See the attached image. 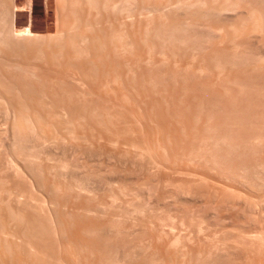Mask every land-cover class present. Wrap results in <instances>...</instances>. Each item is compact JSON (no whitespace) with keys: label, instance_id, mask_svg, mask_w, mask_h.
Returning <instances> with one entry per match:
<instances>
[{"label":"bare ground","instance_id":"bare-ground-1","mask_svg":"<svg viewBox=\"0 0 264 264\" xmlns=\"http://www.w3.org/2000/svg\"><path fill=\"white\" fill-rule=\"evenodd\" d=\"M59 1H60L59 2V8L57 11H60V14L62 17V22H61L62 27L60 29H58L57 35L52 37L51 34L50 35H41V34H38L34 31H32L29 23L23 25L22 30L16 33L18 36H15L13 34L14 32L12 33V31H14L13 30V27H14L13 11L15 9H17L18 6L16 5V3L13 2V0H0V107L4 111V112H2V110H1L0 112L6 114L7 115L6 117H8V114H9L8 112H10V114L12 113L11 115L9 114L12 118L9 116V118H11V120H10L11 124L10 125L8 124V125L11 126V129L13 130V132H11V129H10L11 136H12V133H13V136L12 137L10 136L9 141L7 140L9 142L8 147L11 149V150H9L10 153L7 156V159H5L6 161H4L5 166L1 164V163H3L2 161H0V164L2 166H4L2 168H5V167L10 168V170H11L10 176L14 177L13 180H11V178H10V180H11L10 184L13 182L12 183L13 186H12V184L9 185V183H6V177H8L9 174L6 175V173H7L6 172L5 178L3 175L5 171H8V169L6 168V169L1 171V168H0V172L3 173L2 174L3 178L2 177L0 178V264H126V263L127 264H157V262L159 260L154 258V255L152 253L154 250L151 251L153 256H151V255L145 256L144 253H146V252H144V250H142L143 252L141 253V260L138 261L137 259L140 257L137 258V256H139L140 254L137 255L134 252L135 246L132 248V246L128 245L127 247H131L129 249L126 247V245H127L126 242L129 241L128 237H130L132 234L130 232H134V231H132L131 227L127 226L125 228L123 226V223L128 222V220L126 222H124L125 220L120 221L123 218L117 219V217L119 215L115 218H114V216H111L109 218V220L105 219L107 221L100 220V217L102 218V215L105 213V210H106V212H108L107 208H110L109 210H111V208L113 206L111 204L114 201L113 196H117L119 194V192H120V194H122V193L127 194V191H125L126 188H124V192H123V187L121 186L122 184L119 183L121 185H118L115 188V192H114V190H113L114 185L113 184L116 183L115 182L116 179L114 180L115 177L112 175V177H114V178H112V177L109 178L111 176V174H107V175H109L108 177L106 175L107 178H104L105 176L102 177V174L99 173L100 170L96 171L98 167L95 169L94 165H96V164L93 162H96V160L94 158L95 156L98 157L104 153H106V155L108 154L107 155L108 157H112L115 154L116 157L118 156L119 158L126 160L127 163L129 162L130 164L135 163V161L140 160L142 162L140 167L142 166V169L144 170L143 172L146 173V174H143V172H142V175L147 176V174L149 173L148 171L153 170L152 168H155V170H156L157 164L160 165V163H162V161H165L166 159L162 160V158L164 157L163 151H162L163 153L160 151L162 155L158 154V152H156L159 156L160 155L163 156L160 159L157 156H155V157H157L158 159L152 158L154 156L149 157L151 160L153 159L152 162H151V160L145 161L144 156L148 157L151 154L150 153L148 155L147 152H148V150L150 152V150H151L150 147H154V146L158 145V143L156 141H160V145L161 146L163 145V147H164V149H163V147H162V149L165 150V148H166L165 146L167 145V143H169L168 142L169 138L171 139V137H169V136H175V137H173L175 140L174 142H176L174 144L176 145L175 146L177 148L176 150L179 149V152L174 151L173 147H171L173 149V151L177 152V153L175 154L174 152L170 151L169 153L170 154L172 153V154H171V157L169 156L170 159H168V161L172 160V158H173L172 155L175 157L177 154L179 155V153L184 148H186V149L188 148V151H187V153H185V156L181 155V154H180L181 156H179L182 159H184L183 161L186 160V162H187V160H188L189 162H191L192 160L194 161L196 159H201L202 161L200 160V162L205 163L206 165L209 163V168L211 166L212 169H214V167L217 168L219 164L223 163V164H225V167L222 165L223 167H220V169H219L220 172L216 169L220 173V175H222V177H225V178H230V180L232 179V180H235L236 182L238 181L242 185V187H240V188H243V186H244V188L246 187L247 190L249 189L248 191H250L249 193L244 192L245 195H240L239 199L241 201H243L241 204V202L239 200L240 204L244 206L243 203H246L245 205H247L250 210L251 209L255 210L254 208H257L256 206H258L261 203V201H262V204H264L263 194L261 195L258 192L264 187V161L262 164L259 162L257 163L256 159L250 160L248 158L249 156H247V159L246 158H244V159L240 158L241 156L243 158L244 153H246L245 150H248V148L253 150V147H251V146L258 143V142H256L257 139L261 138L262 141L264 140L263 139L264 134L263 135L261 134V136H258V135H256L258 133L255 132V130H257V128H258L257 123L263 121V123H261V124L262 125L264 124V112H258V109L260 110V107L263 108L264 105H262V103L264 101L262 102V101H259L257 99L258 98L257 96H259L258 93L260 92V91H258V88L260 86H259V84L255 83L259 79L260 76L262 77V75H259V77H257L258 79H256L253 76L254 73L257 76L259 71H262V72L264 71V51H263L264 48L261 47V48H263V50H262L263 53L261 50H259L260 52H257L255 55H253L254 56V62L252 65L248 64L246 61H244L246 63L245 65L242 64L241 62H239L243 58V56L245 54H247L248 51H251V46H250L252 43V42H250L251 39H253V38L255 39L256 36L259 35V38H261V42L264 44V0H250L249 3L247 2L248 4H246L244 2L246 5L245 4L243 5V2H242L243 0L241 2H240V0H231V1L230 0H207L206 5H203V4H205L203 2L195 4L191 0H184V1L174 0V2L172 3L173 4L172 7L174 6V8H176V10H177V11L174 10V12L176 11L178 13L180 11L179 13H181L182 10L187 12V15H186L187 18H184L185 16L182 15L183 19H185V22H186L185 23L183 21L184 25L182 24L183 22H181L183 19L176 20V17H175V20H176V22L178 21L177 23L175 21H173L174 18H173V20H172V18H170V20H172L171 22H173V23H171V22L168 23V21H170V20H168L167 17L170 14V12L172 13V10L171 9H170L171 11L169 10V8L171 6V5H169V3L173 0H169V2H168V0H164V2L167 1L166 5L163 2V0H160V1L158 0L159 3L156 2V6H155V1H153V3H152L151 0H147V1H150L151 3L146 2V0H137V3H136V0L135 1H132V0H98V1L97 0H59ZM131 1L133 3H135L136 5L138 4L139 1H141V2H139V4H141V5L138 4L139 8L135 6L136 9L138 8L136 10V12L138 11V13H137L138 16L140 14H143L145 16V18H143L141 16L143 18L142 20L139 21V22H141V25L139 22H137V24L135 23L134 24L135 26L132 25L134 22L132 23L133 20H132L131 12H133L135 10L134 9L135 7H131L130 6L131 4L129 5V2H131ZM144 1L147 3V4L145 3L146 5L144 4L145 6L142 5L144 3ZM195 1H198V0H195ZM198 2H200V1H198ZM133 3H132V6L134 5ZM148 3H150L151 6H152V4H154L153 6H155V7L147 6ZM157 3H158V5H157ZM167 3L169 5V8L167 7L168 6ZM240 3L243 7H246L245 10L244 9L243 10H237L238 7L240 6ZM197 4H200L201 6L202 5L203 6L198 7V6H196ZM242 6L240 8H243ZM130 8H133V9H130ZM165 9L169 10L170 12L169 11L166 12L167 10L165 11ZM130 10H132V11H130ZM183 11H182V13H183ZM237 11H238L237 15L239 14L238 16H241V17L238 19V16L236 14H234L236 17V19H234L235 17L233 15V13H235ZM153 12L155 14L152 15ZM163 12L166 15V18L168 20V21L166 20L167 22L165 21L166 18H165V15L163 14ZM177 13H174V16ZM154 15H156L157 17ZM226 15H231L233 17L234 21L228 22V23H221V22H226V21L222 20V18L226 17ZM58 16H60V15H58ZM151 16H152V18H151ZM153 16L156 18L153 19ZM163 16H164V18L162 19ZM169 17H170V15H169ZM150 18L154 20L152 24H154L156 22L155 25L156 24L158 25L156 30L153 29L154 32L152 31V29H149V28H154V27H152L153 25L150 24L151 27L148 25L150 22V20H149ZM208 18H210V19L208 20ZM155 19H158V20L155 21ZM177 19H178V17H177ZM211 19L212 20L214 19V21H211L212 23L210 26L208 25L209 23L206 24L208 28L205 27V28H207V30L205 32L210 31L211 33L210 32L209 33L211 35L209 33L202 32L205 29L202 30L201 26H200L201 29L199 28L200 30H202L201 31L203 33V35L201 33L202 36H204V33L208 34L209 36H212V37L216 36V37H214V39H212L210 37L213 40V42L212 43L208 42V43H209V46H212V47H210L212 49L209 50V48H208L209 52L207 54L206 53L204 54L203 53L204 51L202 52V49L203 48L205 49V47L200 48V51H201L200 52L199 49H197V48H199L197 46H200V44L199 45L197 44V46L195 47L196 43L194 41H193L194 44L191 42L192 45L188 43V41H189L188 35L190 33L192 35V33H193V32L188 31V29L193 28V27L197 26L198 24H200V25L202 24V27H203L205 25V21L208 20L207 22H210ZM136 20H139V19H136ZM219 20H221V22ZM236 20L238 21V23L237 22L235 23ZM142 22H143V24H142ZM138 23L140 26L138 25ZM209 28H211V30ZM149 30H151L153 33L150 32ZM200 30L197 29L196 34H198V31H200ZM187 31L189 32L188 35L186 33ZM150 34H151V37H150ZM194 34H195V32H194ZM201 38L202 37H199L200 40H201ZM199 39H197V43L199 42L198 41ZM206 39L208 40V38H206ZM257 39H258V37H257ZM202 40L205 41L204 39H202ZM209 41H210V39H209ZM130 42H131V44H130ZM135 45H137L140 49L139 54H138V51H137V53L135 52V54L131 51V46L133 47ZM166 45H168L167 46L168 50L171 53H173V51H175V50L178 52H179V50H182V51L183 50L184 51L190 50L189 52L191 54H190L189 59L184 64L181 61V63H182L181 67L179 66L180 63L178 64L179 69L176 70V72H178V74L175 73V70H174L175 66L177 68L175 61H174L173 66L171 65L172 62L169 63L170 64L169 67L172 66L173 67L172 69L174 71H169V72L167 71L168 73L159 74V73H161L160 69H162L163 63H165L166 62L165 60L168 59V58L166 59L168 52H167V55H165L166 57L163 54L166 51V50H164V48H166ZM23 47H25V49H27L26 51L30 50L28 52L29 55H27V57H26V55H24V58H26L25 61H24V59H22L23 55L22 56L20 55V51L22 50V52H23V49H22ZM201 47H202V45H201ZM153 48H157V49H155V52H154L155 55H154V53L151 52V50H153ZM18 49H20V51ZM25 49H24V51H25ZM196 49L199 53H202V54H200V56H198L200 58H198L199 59L198 61L196 60L197 63H195L196 64L195 65L193 63L194 62L193 59L194 58L196 59V56L198 55V54L196 55V53H198L195 51ZM17 50L19 51L18 57L15 56V55H17L16 54L18 52ZM176 51L174 53H176ZM3 53L5 56H3ZM174 53H173V55H175ZM177 55H179V53ZM7 56H9V57H7ZM14 56H15V58L20 59V62L23 60L24 61L23 64L19 63L18 62L19 60L16 63H15V61H10L14 58ZM169 56H172V55H170V53H169L168 57ZM3 57H5L7 61L4 60ZM183 57H186V56L183 55ZM245 57H246V55H245ZM154 59H156V60H154ZM169 59H171V58H169ZM178 59H179V56H178ZM173 60H176V59H173ZM32 61H34V62H32ZM29 62H32V63H29ZM35 62L36 63L41 62V63L34 64ZM201 62H206V65H201ZM220 62L225 63L226 66H230V68L232 66H235L234 65L235 63H239L241 66L242 65L243 66L241 69L239 68L238 71L235 70L238 68H235L234 69L235 71L242 72L241 74H243L245 71H247L250 74L253 73V75L249 74V80H251V77L253 76V81L255 80V82L253 83L251 80L252 85H250L251 83L249 84V82L247 83L249 86H251V88H248L249 95L247 97L243 96V93H244L243 90L245 89V87H249L248 85L246 86V84L244 82L245 80H247L248 75L246 73H244L247 75V76L245 75V77H247V78L244 77L245 80L240 79V81H242V82H240L239 80L236 81L237 78H236V80H234V79L229 80L228 79L229 75L225 73V75H228V76L225 77L223 75L224 78H222L223 76L221 77L223 80L222 81L220 78V74L222 75L223 73H222V69L220 67ZM150 63L153 64V65H151V67L154 66V70L156 68V72H159L156 74V72L154 71L156 74L154 82H158V84H157L158 86L162 84V82L159 83L160 81H163L164 79H167V78L171 80V78L173 79V78L180 75L181 76L180 78H181V80L183 79V81H184L183 83L185 85L184 86L183 83H181L182 86L190 90V88L187 86L191 85V83H190V81H187V80H190L193 78L196 79V77L200 78L199 77L200 75L199 76H197V75L200 74L202 71H204V69L208 70V72L212 71L211 73L213 75H211V77L214 76L216 78L215 80H218L217 78H219V80H221V81L218 80V82L216 81V83L220 82L219 83L220 86L215 85L214 88H216V86L217 87L219 86V87L217 89H214L213 86H211L212 84L208 85L210 79L209 80L207 79L208 83H207V80L204 83H201L200 81L197 83L192 81L195 84V85L194 84H192V85L195 87L197 85L199 87V84L200 85L204 84V87L203 86L202 87L206 90H204V92H203V89L201 90L200 87H199V89L205 94H200V95H202L203 97H206V95L208 94V97L204 98V99H202L203 97H197L198 102H197V100L195 101L193 99L194 103L197 102L195 104L193 103L192 100H190L194 105L193 106L194 109L192 107L193 111L189 112V113H187L186 109H187V107H190V109H191L192 103L190 101L187 102L188 105L190 104V106H188L186 104L187 107H185L184 104L186 102H183V97L180 95L177 98L178 99L180 97L182 98V99L181 98L180 99L182 100L181 102L183 103V105L181 104V102L179 100L178 101L176 100L177 98H175V99H172V97L169 98L170 100H174V101L176 100V102L173 101V103L171 105L170 100L167 99V101L163 102V98L160 97L162 99V102H160L161 100H159L160 99L159 96H158V98L155 97V99L159 100V104L157 105L158 107L156 106L155 108H158V111L161 115L159 113H157L158 111H156L155 108H153V110L156 112V115L159 114V116H161L160 119H164L163 122L161 121L160 125H156L155 123L157 122L158 116H155V117L153 116L154 111H152V107H154V105L151 106V104L154 103V101L153 102L151 101L152 102L151 104L145 103L147 100H150V99H148L149 95L153 94V96H154L155 90L153 91L154 93H152V94L149 93V95H148V92H151L152 89L149 91V86L147 88V85L149 83L145 84L147 82L146 81L147 77L145 79V77H144L145 75L142 76L143 74H146V76H147L148 74L153 73L151 68L149 70L148 64H150ZM192 63L195 66L192 65ZM166 64L167 63H165V65ZM247 64L250 65L249 68H247L248 67ZM134 66H137L138 68H140L141 71H139L137 73V71L139 70V69H137L136 72L135 71L132 72V70H134L132 68H135ZM245 66H247V67H245ZM235 67H237V66H235ZM35 68H37V69L39 68L38 70L40 72L35 73L36 72V71H34ZM163 68L167 69L168 67L164 66ZM245 68H247V69H245ZM158 69H159V71H158ZM170 69H171V67H170ZM149 71H151V73H149ZM227 71H230V70H227ZM133 73L136 75L140 73V75H138L139 79H137V77L135 79V82H136V80H138L137 81L138 84L140 83V87L138 84H136L139 87V88L135 87L136 92L140 91L143 93V91H141V90H143L142 86H143L144 82H145L144 85L146 87L143 86V88L148 89V92L144 89V91H146V93H147L146 94L144 92L145 93L144 95H146V99H147V100L145 99L146 101L145 100L143 101L144 95L141 96V98H140V99H142L143 102L138 98V100L141 101L139 103V101L136 98V100L138 101V104H139L138 107L142 108L144 106V108H142V110L138 108V110H140V111H137V108H135L138 105L137 101L133 102L135 105L131 104L132 107L129 105L132 102L127 101L128 99L134 101L133 95L131 96V94H133L134 90L132 92L128 93V90L133 86H131L130 88H127V90H125V88H122L123 86L122 87L119 86V83L121 84V82H119L118 79H120V81H122V85H124V87L130 86L128 84L130 82L133 83L134 78L131 81H129L128 83L126 81H123V80L124 79L130 80L133 76H135ZM232 73H234V72H232ZM236 74H234V75H236ZM152 75H151V77L154 78V76H152ZM21 76H23V79H21ZM33 76H35L36 79H34ZM120 76H122L121 78L124 77V79L121 80ZM236 76H239V75H236ZM242 76L243 75H241V78H243ZM263 77H264V75H263ZM263 77L261 78L262 82H263ZM178 78H176V80H178ZM34 80H36V81H34ZM170 80H167V81L170 82ZM181 80H178V82L180 83ZM152 81L153 80L149 81V78H148V82L151 83ZM164 81L166 82V80H164ZM203 81H205V79H203L202 82ZM213 81H214V79L212 80V82ZM165 82H163V85L167 84ZM171 82H173V80H171ZM260 82L261 81L258 80V83H260ZM117 83H118V87L116 86ZM126 83L128 86L125 85ZM141 83H142V86H141ZM181 84H179V85H181ZM206 84L208 87L205 86ZM132 85H135V83ZM171 85L173 86L174 84L171 83ZM171 85H169V87ZM261 85H262V83H261ZM156 86L155 85L153 86L151 84V87H156ZM164 86H163V88L165 89ZM179 87H181V86H179ZM179 87L176 89L179 90ZM195 87H193L195 89V91L199 90L198 87H197V89ZM118 88L119 89L122 88L121 89L122 91L124 89L125 91H127L128 94H130V96L127 94L128 97H126L127 95L124 97L125 99L128 98V99H126V106L131 107V108L129 107L126 109L129 111V115H125L127 113V111H125V109H124L125 114L123 113V110L119 111L121 109L120 107L125 106V105L122 106V102H124L123 100H125V99H123V97H120L121 94L119 95V97H120V99L122 98V100L117 101L118 103H120V101H122L120 103L121 106H119V107L116 106L118 103H116L115 97L118 96L117 95L118 94ZM137 89H139V90H137ZM168 89L166 88L165 90L168 91ZM187 89H185V90H187ZM191 89H192V87H191ZM194 89H192V91H194ZM157 90L159 91V89H157ZM182 90L180 91V93L185 91V90H183V91ZM161 91H164V90L162 89L159 92H161ZM169 91H170V89H169ZM205 91H207V93ZM245 91H247V88ZM6 92L9 93V96H6ZM124 92H122V95ZM140 92H138V93H140ZM157 92H156V94H157ZM175 92L177 93V91H175ZM175 92H171V93L173 94ZM186 92L189 93L191 91H186ZM186 92H184V95L188 94ZM200 92H197L198 94L192 92L193 93L192 96H194V94H196L198 96ZM138 93H135V94L138 95ZM160 94H158V95H160ZM163 94H165V93H163ZM163 94H162V97H164ZM169 94H170V92L167 93V95H169ZM254 94H256V97L252 98V97H254L253 96ZM137 95H135V97H137ZM140 95H142V94L140 93ZM140 95H139V97H140ZM147 95H148V98H147ZM177 95L178 94H176V96ZM188 95H190V93ZM196 95H195V97H196ZM250 95L252 96L251 98H249ZM153 96H151V97L154 98ZM155 96H157V95H155ZM130 97L131 98L133 97V99H131ZM199 98H201V100H202L201 102H206V101L209 102V107L207 106L208 107L207 108L206 106H204V105H207L208 103L201 104ZM218 98L220 99V101L218 100ZM100 99L103 100L104 102L101 101L102 104H99L100 102L98 104H96ZM187 99H189V97ZM205 99H208L209 101L205 100ZM151 100H153V99H151ZM203 100H205V101H203ZM185 101H186V99H185ZM221 101H223V103ZM127 102H128V104H127ZM156 102H158V101H156ZM142 103H144V104L141 106ZM259 103H261L262 106L255 108V106L259 105ZM168 104H170L171 107H169L170 105H168ZM148 105H150L149 108L145 107ZM155 105H156V103H155ZM93 106H97V107L98 106H104L103 110L107 109L105 111V115H104L103 111H102L103 114L100 113L101 114L100 116H102V117H100V120H97L96 116H94V114H96V112L99 110L96 111V109L93 108ZM117 108H118L119 112L116 111ZM123 108H126V107H123ZM203 108H205V109H203ZM143 109H144V112H143ZM222 110H223V114H221ZM261 110H263V109H261ZM141 111H142V113H140ZM106 112H108V113H106ZM120 112H121V115L123 117H121ZM150 112H153V113H150ZM185 112L190 115V116H188L190 118H188L186 116V114H184ZM84 114H85V117H87V115H88V117L90 118V121H88L89 123H85L87 121L82 120V117L84 116ZM124 115H125V118L131 115L130 116L131 118L129 119V117H128L125 120ZM67 116H70V117L68 118ZM117 116L120 118L118 119ZM182 116L187 117V118L185 117V119L187 120L186 121L187 123L186 122L184 123V121L182 120L183 119ZM215 116L218 120L214 123H211V119H213V117H215ZM65 117L68 119L66 120ZM162 117H164V118H162ZM41 118H43V119L40 120ZM200 118H201V121H200L201 123L199 124L198 122H199ZM5 119H6V121L8 120V118H5ZM98 119H99V117H98ZM120 119H122V120H120ZM134 121H135V123H137V125L139 124V125H142L143 127L145 126L144 128L148 129V132H147V130L143 129L141 126V128L146 131V135L144 136L145 139L146 138L149 139V137H150L149 141L152 143V145L150 144V147H149V144L146 142L147 140L143 139V143H142V138H144V137L141 135L142 133L141 134L139 133L140 131L138 133L141 135L142 138H140V135L139 136L137 135L138 136V138H137L136 131H137V128L140 126H137L136 131H135L134 127L136 126V124L135 125L133 124ZM88 126H90V127H88ZM96 127H98V128H96ZM184 127L189 128V130L186 128L187 129L186 132H188L189 135H187L186 133H183L185 131V130L182 131L183 129H185ZM239 127H241V128H239ZM252 127H255V128H252ZM260 127H261V125L259 126L258 129H260ZM197 128H198V130H195V133H194V131L192 132L193 129H197ZM263 128H264V125H263L262 129ZM92 129H95V130L92 131ZM7 130H9V129L7 128ZM138 130H140V129H138ZM32 132H33V134H31ZM190 132L192 133L191 135H190ZM240 132L242 134L244 133V135H246L247 138H245V139L243 138L244 140H242V137H241L240 141L243 143H242L241 151L238 152L236 149L240 148L241 144H238L240 141L238 142V139L236 140V138H238V137H236L235 134H238L237 136H239ZM257 132H258V130H257ZM259 132H264V131H262L260 129ZM242 134H240V136ZM244 135H242V136H244ZM184 136H186V139H184ZM234 137H236L235 140L238 143L235 142ZM103 139H104V141H103ZM239 139H240V137H239ZM144 140L147 143L146 145L144 143ZM185 140H187L186 143H184L185 145L181 144V142L182 141L185 142ZM261 140H257V141L261 142ZM260 142L257 145L259 147H260L259 144H261ZM235 143H237V144H235ZM6 144L7 143H5L4 145L7 147ZM117 144H119L120 146ZM186 144H187V146H186ZM63 146L65 148L67 146H72V147L76 148L75 152L78 151V154H80V155L83 154V156L85 155L84 157H86L87 160H85V161H87V163H84V162L83 163L86 164L87 166L89 163V169L91 166H93L92 167L93 169H91V171L89 170V174L87 173V175H86L85 172H87L88 171L87 170L84 173L83 172L81 173L79 171L80 174H82V175L84 174L83 176H80L78 174V172H77V175H75V172H73L74 170H72L75 167H73L72 169L70 168L71 170L67 169V167L71 166V165L68 164L69 162H67L65 164L66 161L63 160L64 159L63 157H65V156H61V155L59 156V154H58L59 157L56 156L57 155L56 153H58L57 151H59V153L62 155L64 154V152L66 150L64 151L63 149H61V148H63ZM145 146L149 147V149ZM257 146H254V149ZM46 147L51 148V151H50V148L48 150V151H50V153L47 152ZM72 147H69V148H71V151H72ZM114 147L117 149H115ZM158 147H159V145L156 148H158ZM168 148H170V145L169 146L167 145L166 149H168ZM180 148H182V149H180ZM260 148L264 151L263 146ZM158 149L162 150L161 148H158ZM256 149L254 150L255 152L258 151L259 148L257 150ZM52 150L55 153H52L53 152ZM115 150H117V151H115ZM101 151H102V153H101ZM153 151H154V149H153ZM156 151H157V149H156ZM183 151H185V149ZM236 151H237L236 155H238L239 161L238 162L235 161L236 164L234 163L235 165L232 166L233 169L231 170L227 166V164H228V162H230L229 159H231L232 155H234L233 157H234V159H236L235 154H234ZM165 153H166V151H165ZM165 153H164V155H165ZM259 153H261V150H259ZM259 153H257V154H259ZM151 155H153V154H151ZM154 155H155V153H154ZM258 156H260V155H258ZM263 156H264V154H263ZM263 156L261 154V157H263ZM124 157H127V158H124ZM179 157H176V158H179ZM233 157H232V159H233ZM244 157H246V156L244 155ZM54 159H55V161L53 162ZM89 159H91L90 162H88ZM111 159L112 158H110V160H109V158L107 159V157H106V160H107L106 162L111 161ZM141 159H144V161L147 162V164H149V165L146 166V164ZM115 160H118V159H115ZM206 160H208V161H206ZM240 160H242V161H240ZM244 160L247 161V163L245 162L246 164H244V162H243ZM71 161H74V159ZM232 161L234 162V160H232ZM118 162H120V161H117V163ZM179 162H181V160H179ZM186 162H184V163H186ZM233 162H232V164H233ZM172 163L175 164L174 161ZM202 163H200V164H202ZM114 164L115 163H113V165ZM128 164H127V166H130V164L129 165ZM135 164H137V163H135ZM163 164L164 163H162V165ZM102 165L103 164H101V166ZM105 165L107 166V164H105ZM122 165H123V167H125L124 164H122ZM131 165H133V164H131ZM229 165L231 166V164H229ZM120 166H121V164H120ZM84 167L85 166L82 165L81 170H82V168L84 170L85 169ZM136 167H138V166H135L134 168H136ZM158 167H160V166H158ZM78 168H80V167H78ZM78 168L76 169V171L78 170ZM99 168H101V167H99ZM102 168H104V167H102ZM113 168H114V166H113ZM132 168H133V166H132ZM134 168H133V170L137 169V168L136 169H134ZM165 168H167V167H165ZM206 168H207V166H206ZM221 168H222V170H221ZM116 169L117 170L114 169L115 172L118 171V168H116ZM104 170H106V169H104ZM110 170L113 171V169H110ZM128 170L130 171V168ZM133 170H131V172H134ZM158 170L162 171L161 169H158ZM71 171H72V173H69ZM124 171H126V170H124ZM138 171H140V169ZM207 171H210V170L207 169ZM152 173H153V171H152ZM152 173L151 172L149 173V175H148L149 178L151 176L150 174H152ZM133 174H135V173H132V175ZM209 174H211V173L209 172ZM138 175H139V173H138ZM0 176H1V174H0ZM24 176H26V177H24ZM137 176H136V179H137ZM124 177H125V175H124ZM140 177H141V175H140ZM160 178H162V177H160ZM2 179H5V180H2ZM96 179L99 180L100 182L103 181L104 186L107 188V190L110 191V193H109V191H108V193L111 195L106 194L107 196L110 197L109 201L107 200L108 201L107 203L103 204L104 200L102 201V203H99V202L97 203V198L95 197V194H96V191L99 187L97 186L98 184L96 185V182L94 181ZM133 179H134V177H133ZM145 179H146V177H145ZM119 180H117V183ZM140 180H142V178ZM146 180L144 182H147ZM188 181H186V184ZM235 181H234V183L232 181V184H233L232 186L235 185V183H236ZM100 182H99V184L101 185L100 187H102L103 186L101 184L102 182L101 183ZM127 182H128V180H127ZM149 182H150V180H149ZM202 182L203 181H201V185L204 188H207L208 187L206 184L207 182H205L206 186L204 184H202ZM228 182H229V180H228ZM125 184H126V182H125ZM192 184L193 183H191V186H192ZM212 184H213V182H212ZM144 185H145V183H143V186ZM156 185H158V183ZM208 185H210V184L208 183ZM143 186H142V188H143ZM176 186H177V184H176ZM181 186H183V185L181 184ZM185 186H183V187H185ZM202 186H200V187H202ZM133 187H130L131 188L130 191L133 189ZM136 187H134V188H136ZM179 187H180V185H179ZM197 187H199V186H197ZM215 187H216V185H215ZM238 187H236V188H238ZM195 188H196V186H195ZM195 188H194V190H195ZM204 188H203L204 192L203 191H201V192H203V193L206 192L205 194H207V190L205 191ZM244 188L241 190H245ZM128 189H129V187H128ZM139 189L140 188H138L137 191H140ZM165 189H167V187ZM168 189H169V186H168ZM170 189H171V186H170ZM190 189H193V188L190 187ZM190 189L186 188L185 190H182V188H181V190H182L181 191L179 188L178 190H180V191H178V192H181V194H182L185 191V194L183 196H185V195L188 196V195H190V193L192 191ZM241 190H239V188L237 189V191L242 192ZM173 191H174V189H173ZM105 192H106V190H105ZM178 192H177V195H178ZM192 192L194 193V191H192ZM234 192H236V191H234ZM240 192H238V193H240ZM262 192L264 193V188H263ZM104 193H102V194L104 195ZM168 193H170V192H168ZM203 193H201V194L203 195ZM208 193L210 194L211 192L209 191ZM251 193L254 195L257 193V194L261 195L262 197H260L258 195L260 198L253 199V198H255V196H257V194L255 196H253V198H252ZM128 194H130L129 191H128ZM134 194L138 195L137 193H134ZM171 194H173V193H171ZM171 194H170V196L174 195V194L173 195H171ZM230 194H231V192H230ZM240 194H242V193H240ZM215 195H217V194H215ZM223 195L224 196H222V197L226 198V195L228 196L229 193H227L226 195L225 194H223ZM99 196L101 197V195H99ZM139 196L140 195H138L137 197H139ZM180 196H182V195H180ZM94 197L96 198V200L93 201V203H92V199H94ZM194 197H195V195H194ZM139 198H141V197H139ZM171 198H175V197H171ZM183 198H185V197H183ZM105 199H107V198H105ZM162 199H160V201ZM175 199L179 200L180 197L177 198V196H176ZM175 199H172V200H174L173 203L176 202ZM206 199H208V198H206ZM227 199L228 198H226L225 200H227ZM234 200L232 199V203ZM236 201H238V200H236ZM236 201L234 204H236ZM158 202L159 201H157V203ZM165 202L166 201H164L162 203H164V204L168 203V202H166V203ZM179 203H180V201H179ZM68 204L70 205L69 206L70 208L67 206V208H69V209H66L65 206ZM131 204H133V203H131ZM138 204H139V202H138ZM176 204H177V202H176ZM240 204H238V205H240ZM162 206H163V204H162ZM162 206H161V209L163 208ZM247 206L245 208H248ZM137 207H135L136 210H137ZM140 207H141V205H140ZM150 208H152V207H150ZM113 209H114V207H113ZM135 209H132V210L134 211ZM141 209H143V211H141V212H144V208H142V207L138 210L140 211ZM154 209H155V207H154ZM169 209H171V208H169ZM174 209H176V208H174ZM132 210H130L128 214H130V212ZM157 210H158V208H157ZM118 211H120V210H117V213H118ZM123 212H125V210H123ZM149 212L151 213V211H149ZM161 212H164V211H161ZM168 212H167V215H168ZM250 212H252V211H250ZM253 212L255 213L256 211H253ZM260 212H262V211H260ZM260 212L258 210V213H260ZM131 213L133 214V212H131ZM146 213H147V211H146ZM128 214H122V215H124V217L126 215V217H127ZM159 214H160V217H156L157 218V226L160 229V231L157 232L158 233L157 236H160L159 233L161 234V232L165 229L164 226L166 227V229L168 227L169 230L170 229L172 230V228L175 227V225L173 224L174 220L171 221L170 216H166V217H170V218H168V219H170V221L166 219L165 220L166 222H165V221H163L164 217H165V216L163 217L164 214H162V213H159ZM159 214H158V216H159ZM261 214L260 215L263 216L264 213H261ZM154 215H155V213H154ZM257 215H255V216H257ZM105 216H106V214H105ZM146 216H147V214H146ZM213 216H215V215H213ZM140 217H141V215H140ZM240 217H239V219H240ZM258 217H259V215H258ZM262 218L264 219V216L261 217V219ZM199 219H201V218H199ZM144 220H145V218H144ZM196 221H197V219H196ZM200 221H202V220H200ZM215 221H217V220H215ZM237 221H239V220H237ZM178 222H181V221H178ZM254 222H257V221H254ZM263 222H261V223H263ZM194 223H196V222H194ZM220 223H222V222H220ZM239 223L240 222H238L236 224L238 225ZM242 223H244V222H242ZM261 223H259V225ZM120 224H122L124 229L122 226L120 228V226H119ZM135 224H136V222H135ZM181 224L182 223H180V225ZM201 224H202V222L201 223L198 222V224H195V229H193V230H195V232H194L195 236L199 233H201L203 235L204 232L206 234L207 230L206 231H204V230L207 228L208 225L206 223L207 226L205 225L206 228H204L203 227L204 222L202 224L203 226ZM236 224H234V225L237 227V232L238 231H240V232L246 231L245 229L241 230L240 224L238 225L239 227ZM249 224H251V223L249 222ZM256 224H258V223H256ZM234 225H232V223H231L232 227ZM259 225H257V226L255 225V226L258 227V229H259L261 226H264V223H263V225H260V227H259ZM193 226L194 225H192V227ZM243 226H245V225L243 224ZM243 226H242V228H244ZM246 226H247V224H246ZM250 226H252V225H249V227ZM253 226H254V223H253ZM216 227H218V226H216ZM256 227H254V228L252 227V230L253 229H254V231L257 230ZM239 228H240V230H239ZM209 229H210V227H209ZM233 229H235V228H233ZM221 230H226V229H221ZM221 230L219 232H221ZM252 230H251V232H252ZM262 230H263V227H262ZM150 231H151V229H150ZM235 231H236V229L234 231H231V232L232 233L234 232L236 237H235L234 233L232 234L230 232L233 235L232 237H235V238L234 239L232 238L230 240L231 235H229L230 237L226 236L227 238H229L227 240H230L232 242H235L234 240H236V243L239 242L238 245H242V243L247 242V244H249V246L251 247L250 249L254 248L251 251V252H253L252 255H254V253H255L254 250H256L260 254L263 253L262 256L260 255V257H262V258L260 260H258L257 258H258L259 254H256L257 256L254 255V256H256V257H254L251 255V252H250L249 255H251L252 258L257 259L256 260L257 262L255 264H262V263L264 264V262H263V260H264V235H261L262 231H260L261 232L260 233L258 230V232L260 234H257V235H261V236H256V238H254V239L248 238L250 236L249 234H251V232H249V230H247V232H249L248 233L249 236L242 235L241 233H239V232L237 233ZM254 231L252 232L253 235L255 233ZM163 232H162V235L164 236ZM219 232H216V233H219ZM226 232H227V230H226ZM247 232H245L244 234H246ZM171 233H173V232L171 231ZM213 233L214 232L212 231V234ZM230 233H226V234H230ZM117 234H122V236L121 235L118 236ZM123 234L125 236H123ZM126 234H128V236H126ZM187 234H188V232H187ZM187 234L184 236H187ZM215 234H214V237L211 236L212 237L211 241H213V239L216 237L217 234L216 235ZM115 235H117L118 237H120V236L124 237V238H122L123 241H122V239H120L121 237L119 238V240L117 238L116 241L114 239L115 242H117V240L120 242L122 241L120 244L123 243L126 245L124 246L123 244L122 245L118 244V242L117 243L113 242L112 240H113V237ZM155 235H156V232H155ZM149 236L151 237V235H149ZM189 236H190V234H188L187 237H189ZM111 237H112V239H111ZM152 237L155 238L154 235ZM181 237L184 238V240L186 239V241L188 239L187 237L186 238L183 236H181ZM181 237L178 238L177 234H175V235L173 234V236H171V238H168L169 239V242L167 241L168 243L165 241L166 245H165L164 240H167V239H164V237H163V239H164V240L162 239L163 243H164L163 246L165 245L164 246L165 248L163 246L162 247L165 249V251L168 252V250L170 248H171L170 250L173 249L172 251L168 252V255H167L168 258L165 257L166 259H170L169 257L174 255L173 253H175V250L182 251L181 248L183 249V247H182L183 243H181V242L184 240H182ZM206 237H207V235H206ZM226 237L223 236L221 238V236H220L218 238H221V239H219V240L216 239V240H218L216 242L222 243V245H224V247H222V248L217 246L216 242H215L216 244L215 243L213 244L214 246H211L212 244H210V246L208 245L207 248L213 247V249H214L213 253L214 254L211 253V251H212L211 248H210V251L206 248L208 250V252H206L205 254H203L201 256V254H202L201 251L202 250L206 251V249H202L201 251L200 250L198 251V249H197V254L194 251L193 252L195 254L192 252L195 255V257L193 256V259H195V260L192 259L193 261H191V260L189 261V259H188V261H187L185 258L188 257L189 253H187V255H186L187 257H185L186 252H184V251H186V250H184V251H182L184 253L180 254L181 256H179V257H181V261H179L180 259L179 260L175 259L176 255L174 257H171V258H173L174 261H178V263H176V264H222L224 262L222 260V257L224 255L221 256V260L223 262H220V260L216 261L217 258L215 259V256L217 254H220L218 252L219 248L222 249V252H223V250L225 251V252H223L224 254L227 253L228 255L231 256L230 253H232L231 257H235L234 256L235 252H233V251L230 252V250H228V249H230L229 247H231L233 244L231 242L227 241ZM252 237H255V236H252ZM190 238H192V237H190ZM195 238L197 240L198 237H195ZM208 238L210 239L209 236H208ZM236 238L239 240L237 241ZM157 239H158V237H157ZM157 239L155 241H158ZM159 239H161V238H159ZM240 239H243V241L241 240L242 241L241 243H240ZM152 240L154 241L153 238H152ZM152 240H150V241H152ZM124 241H125V243H124ZM200 241H201L200 243H202L204 245V242H202V241H205V240L201 239ZM226 241L229 242L231 244V246ZM158 242H161V241L159 240ZM200 243H199V241L197 243V244H199V248L201 245ZM206 243L209 244L208 242H206ZM113 244H115L114 246L120 245L122 247V249H120L121 247L118 246V247H120L119 248L120 250H123V247H124V250L118 251V248L116 250V247L114 248ZM160 244H162V243H160ZM184 244H186V242ZM189 244H190V242L188 243V246L186 244V246L188 247L187 249H189V246L191 245V244L190 245ZM194 244H196V241L194 242ZM247 244L243 245V247H244L243 250L245 249ZM137 245H138V243H137ZM150 245H152V243ZM157 245H159V244H157ZM153 246H154V248L158 247V246H155V244ZM192 246H194L193 243H192ZM192 246H190V249L187 250V252L192 251V249H191ZM233 246H236V245H233ZM163 248H161V245H159L158 250L155 249L156 251H154V254H156L155 252L160 251V252H162L160 255L164 254L163 256H166L165 255L166 252L165 253L163 252ZM194 248H195V246L193 247V249ZM196 248H198V245H196ZM233 248H235V247H233ZM237 249H234V251H236ZM241 249H242V247L240 248V250ZM248 249L249 248L247 246L246 250H248ZM194 250H196V249H194ZM243 250H241V254L244 253ZM205 251H203V252H205ZM238 252H236V254H238ZM246 252L247 251H245L244 254L247 257L248 254H246ZM92 255L95 256L94 259L93 258L91 259V257H93ZM163 256H161V257H163ZM230 256H228L227 258L231 259ZM239 256H238V258L240 260L241 257H239ZM179 257H177V258H179ZM246 257H245V259H248V257L247 258ZM165 258H163V259H165ZM225 258H226V256L223 257V259H225ZM249 258H250V256H249ZM252 258L250 260H252ZM242 259H244V258H242ZM245 259L241 260V261H245ZM232 260H233V258H232ZM235 260H237V258ZM162 261L164 262V260H162ZM174 261H171V259H170V261H167L164 264H175ZM231 261H230V263H231ZM234 261H232V264ZM254 261H250V262H254ZM160 262L158 264H160ZM237 262H239L238 264L244 263V262L240 263V261H238V260H237ZM223 264H226V263L224 262ZM228 264H229V260H228ZM246 264H248V263H246Z\"/></svg>","mask_w":264,"mask_h":264},{"label":"rangeland","instance_id":"rangeland-1","mask_svg":"<svg viewBox=\"0 0 264 264\" xmlns=\"http://www.w3.org/2000/svg\"><path fill=\"white\" fill-rule=\"evenodd\" d=\"M97 1H98V0H97ZM132 1H135V0H132ZM132 1L129 2V5L131 4V5H130L131 7H135V6H136V7L139 8V5H141V4H139V2H141V1L138 2V4H139V5L137 4L138 6H137L135 3H133ZM151 1H152V3H153V1H155V6H156V2L159 3L160 0H159V1H158V0H157V1H156V0H151ZM180 1H181V0H180ZM182 1H184V0H182ZM191 1L194 2L195 4H196V3H201V2H203V3H205V4H203V3H202V4H203V5H206V3H207V2H206L207 0H202V1H201V0H198V1H200V2L195 1V0H191ZM230 1H231V0H230ZM241 1H242V0H240V2H241ZM249 1H250V0H243V1H242V2H243V5H244L245 3L248 4ZM13 2L16 3V5L18 6L17 9H15V10L13 11V24H14L13 30H14V31H12V33L14 32L13 34H14L15 36H18L16 33L22 30V26H23V25L28 24V23H29L30 28H31L32 31H34V32H36V33H38V34H41V35H50V34H51L52 37L56 36V35H57V32H58V29H60V28L62 27V23H61V22H62V17H61L60 11H57L58 8H59V2H60L59 0H13ZM146 2H150V1H147V0H146ZM146 2L144 1V3H143L142 5L145 6V5L147 4ZM163 2H164V0H163ZM166 2H167V1L164 2L165 5H166ZM168 2H169V0H168ZM173 2H174V0L171 1V2L169 3V5H171L170 8H169V5H168V3H167V5H168L167 7L169 8V10H170V9L172 10V13H173V14L170 12L171 10L169 11V10L165 9V11L167 10L166 12H168V11L170 12V14L168 13V14L170 15V17H169V15H168V17H167L168 20H170V18H172V20H173V18H174L173 21L176 22V20L183 19V16H185L184 18H187V17H186L187 12H185V11H183V10H182L183 13H182V11H181V13H179V12H180L179 10H178V11H179L178 13L176 12V11H177L176 8H174V6L172 7V5H173L172 3H173ZM244 2H245V3H244ZM247 2H248V3H247ZM132 3L134 4L133 6H132ZM136 3H137V0H136ZM145 3H146V4H145ZM150 3H151V2H150ZM150 3H148L147 6L152 7L154 4H152V6H151ZM158 3H157V5H158ZM144 4H145V5H144ZM246 4H245V5H246ZM203 5H202V6H203ZM155 6H153V7H155ZM196 6H198V7L200 6V7H202L200 4H197ZM241 6H242V5H241V3H240V6L238 7L237 10H243V9L245 10V9H246V7H243V6H242L243 8H240ZM136 7L134 8L135 10H134L133 12H131L132 20H133L132 23L134 22V23L132 24L133 26H135V25H134L135 23L137 24V22H139L140 20H142L143 18H145V16H144L143 14H140V15L138 16V14H137L138 11L136 12V10H137L138 8L136 9ZM140 7H141V6H140ZM141 8H142V7H141ZM141 8H140V9H141ZM239 8H240V9H239ZM130 9H133V8H130ZM174 10H176V11L174 12ZM180 10H181V9H180ZM184 10H185V9H184ZM130 11H132V10H130ZM152 11H153V10H152ZM165 11H164V12H165ZM58 12H59V13H58ZM139 12H140V11H139ZM164 12H163V14L165 15L166 12H165V13H164ZM184 12H185V13H184ZM174 13H177V14H175V16H174ZM237 13H238V11L235 12V13H233V15H234V14L237 15ZM153 14H155V13L153 12L152 15H153ZM156 14H157V13H156ZM166 14H167V13H166ZM171 14H172V15H171ZM178 14H179V15H178ZM58 15H60V16H58ZM182 15H183V16H182ZM238 15H239V14H238ZM238 15H237V16H238ZM141 16H142L143 18H142ZM154 16H156V15H154ZM154 16H153V19L157 17V16H156V17H154ZM175 17H176V20H175ZM177 17H178V19H177ZM234 17H235V15H234ZM240 17H241V16H238V19H239ZM133 18H134L135 20H134ZM151 18H152V16H151ZM151 18L149 19L150 22H149L148 25H149L150 27H151V25H153L152 27H154V28H149V29H152V31L154 32V30H156V28L158 27V25H157V24H156L157 26L155 25L156 22H155L154 24H152L154 20L151 19ZM163 18H164V16L162 17V19H163ZM165 18H166V15H165ZM167 18L165 19V21L167 20ZM210 18H211V17H210ZM210 18H208V20H209ZM136 19H139V20H136ZM234 19H236V17H235ZM234 19H233V17H232L231 15H226V17L222 18V20H223V21H226V22H221V20H219V21H220L221 23H228V22H232V21H234ZM238 19H237V20H238ZM156 20H158V19H155V21H156ZM160 20H161V19H160ZM168 20H167V21H168ZM172 20L168 21V23H170ZM208 20H207V21H208ZM237 20L235 21V23H236V22L238 23L239 20H238V21H237ZM135 21H136V22H135ZM162 21H163V20H162ZM162 21H161V22H162ZM167 21H166V22H167ZM183 21L185 22V19H183L181 22H183ZM207 21H205V25L209 23L208 25L210 26L211 23H212L211 21H214V19H213V20L211 19L210 22H207ZM143 22H144V21H143ZM143 22H142V24H143ZM175 22H174V23H175ZM177 22H178V21H177ZM177 22H176V23H177ZM184 22L182 23L183 25H184ZM216 22H217V21H216ZM220 22H219V23H220ZM139 23H140V25H141V22H139ZM139 23H138V25H139ZM171 23H173V22H171ZM185 23H186V22H185ZM150 24H151V25H150ZM182 24H181V25H182ZM138 25H137V26H138ZM140 25H139V26H140ZM205 25L203 26L204 28L202 27V24H201V25L198 24L197 26L188 29V31L193 32V33H192L193 36L191 35V33L189 34L188 31H187L186 33H187V35L189 34V35H188V36H189V37H188V38H189L188 43L192 45V43L194 44V42H195V43H196V44H195V47L197 46V44H198V45L200 44V46H197V47H199V48H197V49H199V51H200V48L205 47V49H204V48L202 49V52L204 51L203 53H204V54H205V53L207 54V53L209 52V50L212 49V48H210V47H212V46H209V43H208V42H211V43H212V42H213L212 39H214V37H216V36H213V37H212V36H209L208 34H205V33H209V32H210V31L205 32V31L207 30V28H208L207 25H206V26H205ZM137 26H136V27H137ZM139 26H138V27H139ZM200 26H201L202 30H203V29H205V30H204V31L200 30V29H201ZM205 27H207V28H205ZM199 28H200V29H199ZM153 29H154V30H153ZM192 29H193V30H192ZM197 29L200 30V31H198V34H196V33H197V32H196ZM209 29L211 30V28H209ZM209 29H208V30H209ZM40 30H41V31H40ZM194 30H195V31H194ZM149 31L152 32L151 30H149ZM201 31H202V32H205V33H204V36H202L203 33H202ZM153 32H152V33H153ZM194 32H195V34H194ZM201 33H202V35H201ZM210 33H211V32H210ZM210 33H209V34H210ZM212 34H213V33H212ZM187 35H186V36H187ZM206 35H207L208 37H207ZM210 35H211V34H210ZM191 36H192V37H191ZM205 36H206V37H205ZM129 37H130V36H129ZM150 37H151V34H150ZM150 37H149V38H150ZM190 37H191V38H190ZM199 37H202L201 40L199 39ZM204 37H205V38H204ZM210 37H211L212 39H211ZM257 37H258L259 40L257 39ZM206 38H208V40H207ZM129 39H130V38H129ZM132 39H133V38H132ZM197 39H199L198 41H199L200 43H199V42L197 43ZM202 39H204L205 41H203ZM209 39H210V41H209ZM256 39H257V40H256ZM130 40H131V39H130ZM130 40H129V41H130ZM193 41H194V42H193ZM131 42H132V41H131ZM131 42H130V44H131ZM191 42H192V43H191ZM250 42H252L251 45H250V46H251V51H248L247 54H245L246 57H245V55H244L243 58L239 61V62H241V63L244 64V65L246 64L244 61H246L248 64L252 65L253 62H254V56H253V55H255L257 52H260L259 50L262 51L263 48H264V44L261 42V38H259V35L256 36L255 39H254V38L251 39ZM211 43H210V44H211ZM201 45H202V47H201ZM167 46H168V45H166V48H164V50H166V51H165L163 54H164V56H165V55H167V52H168V55H169V53H170V55H172V56H169V57H168V55H167V57H166V56H165V57H166V59H167V58H168V59L171 58L172 60H171V59H169V60L167 59V60H165L166 62L164 61V62L167 63V64L165 65V63H163L162 69H160V70H161V71H160L161 73L156 72V68H155V70H154V66H152L153 68L151 67V65H153V64L150 63V64H148V65H149V70H150V68H151V70H152V72H153L154 74L151 73V71H149V73H151V74H148L147 76H146V74H143V75H142V76L145 75V76H144L145 79H146V77H147V79H146L147 82H146V83L144 82V83H145V84H148V83L150 84V85H149V84L147 85V88H148V86H149V91L152 89L151 92H148V89H147V88H143V86H145L144 83H143V86H142V83H141V86H142V89H143V90H141V91H143V93L140 92V91H137V92H136V88H135V87L139 88V87H140V83L138 84V82H137L138 80H136V82H135V79H136V77H137V79H139L138 75H140V73L137 74V75L133 73L135 76H133L130 80H128V79L125 80L124 77L121 78L122 76H120L121 80L124 79L123 81H126L127 83H128L129 81H131V80L134 78V80H133L134 82H133V83L130 82V83L128 84V85H130V86H128L127 83L125 84V85H127L128 87H124V85H122V81H120V79H118L119 82H121V84L119 83V86H120V87L123 86L122 88H125V90H127V88H130L131 86H133V87L130 88L131 90H130V89L128 90V93H129V92H132L133 90L135 91V92L133 91V94H131V96L133 95V97H134V101H133V100H129L128 98H126V99H128V100H127L128 102H132V103L129 104L131 107H132V105H135L133 102H136V101L138 100V98L140 99L141 96H143V95L146 93V91L148 92V95H149V93H150V94L154 93V92H153L154 90H155L154 96H153V94H152V95H149V98H148V95H147V98L150 99V100H147V99H146V95L143 96V101L146 99L147 101L145 100V101H146L145 103H147V104H149V103L151 104V103L154 101V103L151 104V106L154 105V107H152V111H154L153 108H155V107L159 104V100H161L160 102H162V99H161V98H163V102H164V101H167V99L170 100L169 98H171V97H172V99H175V98L179 97V95L183 97V102H186L184 105H185V107H187V106H186V104L188 105L187 102H189L190 100H192L193 103H194V100H195V101L197 100V102H198V98H197V97H203V96L200 95V94H205V93H203V92H204V90H206V89L203 88V87H204V84L200 85V84L198 83L200 89H201V90L203 89V92H202V91L199 89V87H198L197 84H196V85H197L196 87L192 85V84H194L193 82H196V83H197V82L200 81L201 83H204V82H206L207 79H208V80L210 79V80H209V83H208V80H207L208 85H211V84H212L211 86H213V88H214L215 85H219L220 82H219V83H216V81L218 82L219 78H217L218 80H215L216 78H215L214 76L211 77V75H213V74L211 73L212 71L208 72V70L204 69V71L206 70L205 72L202 71L200 74L197 75V76L200 75L199 77H200L201 79L198 78V77H196L197 80H196L195 78L190 79V80H187V81H190V83H191V85H188V86H187V87L190 88V90L182 86L181 83H183L184 81H183V79L181 80V78H180L181 76H180V75L177 76V77H175V78H173V79L171 78V80H173V82H171V80L168 79V78H167V79H164V80H166V82H165L164 80H163V81H160L159 83L162 82V84L158 86V85H157L158 82H154V81H155V75H156L157 73H159V74H164V73H168L169 71H174V70H175V73L178 74V72H176V70L179 69V68H178V64L180 63L179 66L181 67V66H182L181 64H182V63L184 64V63L189 59L190 54H191V53L189 52L190 50H189V51H188V50H185V51H184V50H183V51H182V50H179V52L175 50L176 53H174L175 51H173V53L175 54V55H173V53H171V52L168 50V47H167ZM261 47H263V48H261ZM208 48H209V50H208ZM22 49H23V52H22V50L20 51V49H18V50L20 51V55H21V56L23 55V58H22V59H24V61H25L26 58H24V55H26V57H27V55H29L28 52H29L30 50L28 49L29 51H26L27 49H25V47H23ZM24 49H25V51H24ZM155 49H157V48H153V50H151V52L154 53V52H155ZM197 49L195 50L196 52H198ZM18 50H17V51H18ZM170 50H171V49H170ZM17 51H16V52H17ZM19 51L16 53L17 55H15V56L18 57V55H19V54H18ZM131 51H132L134 54H135V52L137 53V51H138V54L140 53V49H139V47H138L137 45H135V46H133V47L131 46ZM180 51H181V52H180ZM263 51H264V50H263ZM263 51H262V53H263ZM188 52H189V53H188ZM200 52H201V51H200ZM152 53H151V54H152ZM178 53H179V55H177ZM180 54H181V55H180ZM197 54H198V55H197ZM200 54H202V53H199V52L196 53V55H197V56L195 55V56H196V59L194 58V59H193L194 62L192 61L194 64L197 63L196 60H197V61L199 60L198 58H200V57H198V56H200ZM152 55H153V54H152ZM154 55H155V53H154ZM183 55L186 56V57H183ZM247 55H248V56H247ZM3 56H5L4 53H3ZM15 56H14V58L12 57L13 59L10 60V61H15V63H16V62L19 60L18 62L23 64L24 61L22 60V61L20 62V59L15 58ZM178 56H179V59H178ZM249 56H250V57H249ZM7 57H9V56H7ZM157 57H158V56H157ZM173 57H174V58H173ZM182 57H183V58H182ZM3 58H4V60H6L5 57H3ZM20 58H21V57H20ZM247 58H248V59H247ZM173 59H176V60H173ZM182 59H183L184 61H183ZM154 60H156V59H154ZM6 61H7V60H6ZM121 61H122V60H121ZM167 61H168V62H167ZM174 61H175V64L177 65V68H176V66L174 65L175 67H174V70H173V69H172V68H173L172 66H173V64H174ZM177 61H178V62H177ZM179 61H180V62H179ZM181 61H182V63H181ZM32 62H34V61H32ZM32 62H29V63H32ZM170 62H172V63H171L172 66H170L171 69H170V67H169V65H170L169 63H170ZM29 63H28V64H29ZM38 63H41V62H38ZM38 63L35 62L34 64H38ZM193 63H192V65H194ZM25 64H26V63H25ZM34 64H33V65H34ZM238 64H239V63H235L234 65L237 66V67L232 66V67L230 68V66H226L225 63L220 62V67H221V69H222V73H223L222 75L220 74V78H221L223 75H224L225 77H227V76L229 75V76H228V79H229V80H230V79H231V80H233V79L236 80V78H237L236 81H238V80L240 81V79H244V80H245V78H247V77H245V75L247 74V75H248V78H247V80L244 81L245 84H246V86H247V85H248L247 83L249 82V84H250V83H251V80H252L253 83L255 82V80L253 81V76H254L256 79H258L257 77H259V75H262V77H263V75H264V71H263V72H262V71H259L260 73L258 72V75H257V76L255 75V73H254V75H253V73L250 74V73H248L247 71L244 72V73H246V74H244V73L241 74L242 72H237V71L239 70V68L241 69L243 65L241 66L240 64H239V65H238ZM248 64H247V65H248ZM167 65H168V66H167ZM195 65H196V64H195ZM195 65H194V66H195ZM201 65H206V62H201ZM250 65H248V67H247V66H245V67L249 68ZM35 66H36V65H35ZM39 66H40V65H39ZM164 66H166V67H168V68H167V69H166V68H163ZM223 66H224V67H223ZM121 67H122V66H121ZM134 67H135V68H132V69H134V70H132V72H134V71L136 72L137 69H139V70L137 71V73H138L139 71H141V69L138 68L137 66H134ZM225 68H226V69H225ZM235 68H238V69H235ZM247 68H245V69H247ZM38 69H39V68H38ZM38 69L35 68V70H34V71H36L35 73H37V72L39 73V72H40ZM164 69H165V70H164ZM223 69H224V70H223ZM234 69L237 70V71H235ZM40 70H41V69H40ZM225 70H226V71H225ZM227 70H230V71H227ZM154 71L156 72V74H155ZM158 71H159V69H158ZM167 71H168V72H167ZM206 72H207V73H206ZM232 72H234V73H232ZM235 72H236L237 74H236ZM261 72H262V73H261ZM204 73H205V74H204ZM225 73L228 74V75H225ZM238 73H239V74H238ZM152 74H153V75H152ZM179 74H180V73H179ZM209 74H210V75H209ZM230 74H231V75H230ZM232 74H233V75H234V74L239 75L240 77H239V76H236V75L233 76ZM249 74H250V75H253L252 77L250 76V77H251V80H249ZM151 75L154 76V78L151 77ZM241 75H243V76H242L243 78H241ZM247 75H246V76H247ZM206 76H207L208 78H207ZM224 76H223L222 78H224ZM235 76H236V77H235ZM33 77H34V79H36L35 76H33ZM144 77H143V78H144ZM150 77H151L152 79H151ZM178 77H179V78H178ZM202 77H203V78H202ZM213 77H214V78H213ZM244 77H245V78H244ZM262 77L260 76L259 79H258V80L261 81L260 83H258V80H257L255 83H256V84H259V86H260V87L258 88V91H260V92H259L260 94L258 93L259 96H257V97H258L257 99H258L259 101H262V102H263V101H264V100H263V99H264V85H263V84H264V83H263V82H264V77H263V82H262V80H261ZM148 78H149V81H150V80H153V81H152L151 83L148 82ZM163 78H164V77H163ZM176 78H178V80H181L182 82L180 81V83H179L178 80H176ZM222 78H221V80H222ZM255 78H254V79H255ZM21 79H23V76H21ZM174 79H175V80H174ZM194 79H195V80H194ZM198 79H199V80H198ZM203 79H205V81L202 82ZM213 79H214V81L212 82ZM167 80H170V82L167 81ZM221 80H219V81H221ZM34 81H36V80H34ZM38 81H39V80H38ZM174 81H175V82H174ZM187 81H186V82H187ZM192 81H193V82H192ZM210 81H211V82H210ZM222 81H223V80H222ZM163 82H165V83H167V84H164V85H165V86H164V85H163ZM168 82H169V83H168ZM240 82H242V81H240ZM244 82H243V83H244ZM134 83H135V85H132V84H134ZM153 83H154V84H153ZM171 83H173L174 85L172 86ZM178 83L181 84V85H179ZM261 83H262L263 86L261 85ZM123 84H124V83H123ZM136 84H138L139 87H138V85H136ZM151 84H152L153 86H154V85H155V86L157 85V86H156V87H151ZM221 84H222V83H221ZM224 84H225V83H224ZM162 85L165 87V89H166V88H167V89L169 88L170 91H169V89H168V91L165 90V89L163 88ZM169 85H171V86L169 87ZM175 85H176V86H175ZM183 85H184V83H183ZM194 85H195V84H194ZM243 85H244V84H243ZM250 85H252V83H251ZM116 86L118 87V83H117ZM179 86H181V87H179ZM184 86H185V85H184ZM190 86L192 87V89H194L193 87H195L196 89H197V87H198L199 90L195 91V89H194V91H192V89H191ZM202 86H203V87H202ZM205 86H207V84H206ZM211 86H210V87H211ZM219 86H220V85H219ZM219 86H218V87H219ZM244 86H245V85H244ZM248 86H249V85H248ZM120 87H119V88H120ZM145 87H146V86H145ZM160 87H161V88H160ZM178 87H179V90L176 89V88H178ZM182 87H183V88H182ZM201 87H202V88H201ZM207 87H208V86H207ZM218 87L216 86V88H214V89H217ZM119 88H118V94H117L118 96L115 97V98H116V103H118L117 101L122 100V98L120 99V97H123V99H125L124 97L128 94L127 91H125L124 89H123V91H122V90H121L122 88H121V89H119ZM132 88H133V89H132ZM181 88H182L183 90L187 89V90H185L184 92H186V91H191V92H189L190 95H188V94H189L188 92H186V93H188V94H185V95H184V92L180 93V91L182 90ZM246 88H247V91H245ZM248 88H251V86H249V87H245V89L243 90V92H244V93H243V96H245V97H247V96L249 95V90H248ZM144 89H145L146 91H144ZM157 89H159V91L163 89L164 91L159 92ZM171 89H172V90H171ZM180 89H181V90H180ZM260 89H261V90H260ZM137 90H139V89H137ZM174 90L177 91V93H176ZM183 90H182V91H183ZM121 91H122V92L125 91V92L123 93V95H122V92H121ZM157 91H158V92H157ZM200 91H201L202 93H201ZM7 92H8V91H7ZM7 92H6V96H9V93H7ZM138 92H140L142 95H140V93H138ZM144 92H145V93H144ZM156 92H157V94H156ZM162 92L165 93V94H163ZM169 92H170V94L167 95V93H169ZM171 92H175V93L172 94ZM192 92H193V93H196V94H198L197 92H200V93H199L198 96H197L196 94H194V96H192V94H193ZM205 92L207 93V91H205ZM135 93H138V95L135 94ZM160 93H161V94H160ZM120 94H121V95H120ZM146 94H147V93H146ZM158 94H160L161 96L158 95ZM162 94H163L164 97H165V96H166V97H165V98L162 97ZM176 94H178V95L176 96ZM182 94H183V95H182ZM119 95H120V97H119ZM128 95L130 96V94H128ZM128 95H127L126 97H128ZM135 95H137V97H135ZM139 95H140V97H139ZM155 95H157V96H155ZM187 95H188V96H187ZM195 95H196V97H195ZM151 96H153L154 98H152ZM158 96H159V98H160V97H161V98H160L159 100H158V99H155V97L158 98ZM175 96H176V97H175ZM204 96H205V95H204ZM253 96H254V97H252V96L250 95L249 98H251V97H252V98H255V97H256V94H254ZM133 97H132V98L130 97V98L133 99ZM150 97H151V98H150ZM188 97H189V99H187ZM207 97H208V94L206 95V97H203L202 99L207 98ZM118 98H119V99H118ZM136 98H137V100H136ZM180 98H181V97H180ZM180 98H179V99L177 98L176 100H177V101L179 100V101L181 102V101H182V100H181L182 98H181V99H180ZM184 98L186 99V101H185ZM126 99L123 100L125 103L122 102V101H120V103L122 102V106L125 105V106H123V107H126V108L120 107L121 109L119 108V109H120L119 111H122V110H123V113H124V114H125V111H127V113H126L125 115H129V111L126 110V109L129 108L130 106H126ZM151 99H153V100H151ZM154 99H155V100H154ZM193 99H194V100H193ZM97 100H98V99H97ZM140 100L142 101V99H140ZM140 100H138L139 103L141 102ZM176 100H175V101H174V100H170L171 105H172L173 101L176 102ZM199 100H200V102L202 101L201 98H199ZM205 100H208V99H205ZM205 100H203V101H205ZM218 100L220 101L219 98H218ZM218 100H217V101H218ZM258 100H257V101H258ZM101 101L104 102L103 100L100 99L96 104H98L99 102H100L99 104H102ZM138 101H137V104H138ZM143 101H142V102H143ZM151 101H152V102H151ZM156 101H158V102H156ZM208 101H209V100H208ZM128 102H127V104H128ZM190 102H191V101H190ZM197 102H195V103H197ZM221 102L223 103V101H221ZM120 103H118L119 105L117 104L116 106H118V107L121 106ZM155 103H156V105H155ZM165 103H166V102H165ZM191 103H192V102H191ZM193 103H192L191 109H190V107H187V109L189 110V111H188V110L186 109L187 113L193 111V109H194V107H193V106H194ZM195 103H194V104H195ZM203 103H204V104L208 103L207 105H204V106H206V107L208 106V107H209V102H207V101H206V102H201V104H203ZM131 104H132V105H131ZM143 104H144V103H142L141 106H142ZM181 104L183 105L182 102H181ZM168 105H170V104H168ZM171 105H170L169 107H171ZM222 105H223V104H222ZM262 105H264V102L262 103ZM262 105H261V103H259V105H258V106H255V108H258V107H260V106H262ZM138 106H139V104L135 107V108H137V111H140V110H138V108L141 109V110H142V108H144V106H143L142 108H141V107H138ZM149 106H150V105L145 106V107H148V108H149ZM188 106H190V104H189ZM204 106H203V107H204ZM103 107H104V106H98V107H97V106H93V108H95L96 111L99 110V111H97V112L95 111L96 114H94V116H96V119H97V120H100V117H102V116H100V115H101L100 113H102V111H103V113H104V115H105V111H106L107 109H106V110H103ZM131 107H130V108H131ZM133 107H134V106H133ZM157 107H158V106H157ZM192 107H193V109H192ZM208 107H207V108H208ZM122 108H123V109H122ZM148 108H147V109H148ZM207 108H206V109H207ZM124 109H125V111H124ZM155 109H156V111H158V108H155ZM203 109H205V108H203ZM224 109H225V108H224ZM261 109H263V110H261ZM1 110H2V112H4L3 109L0 107V111H1ZM116 111H118V108H117ZM119 111H118V112H119ZM2 112H0V139H1V140H0V146H1V147H0V161H2L3 163H1V164L4 165V163H5L4 161H6L5 159H7V156H8L9 153H10L9 150H11V149L8 147V143H9L8 141H9V139H10L11 132H13V130L11 129V126H9V125L11 124V121H10V120H11L12 117H11L10 115H11L12 113L10 114V112H8L10 115L8 114V117H6L7 115L4 114V113H2ZM143 112H144V109H143ZM221 112H222L221 114H223V110H222ZM258 112H264V106H263V108L260 107V110L258 109ZM98 113H99V114H98ZM103 113H102V114H103ZM106 113H108V112H106ZM140 113H142V111H141ZM150 113H153V112H150ZM157 113H159V111H158ZM187 113L185 112L184 114H186L187 117L190 116V115L187 114ZM153 114H154V115H153L154 117H155V116H158V117H157L158 119L156 118V119H157V122H156V123L154 122V123H155L156 125H160V124H161V121L163 122L164 119H160V117H161V116H159L160 113H159L158 115H156V112L154 111ZM2 115H3V116H2ZM67 115H68V114H67ZM86 115H87V114H86ZM120 115H121V112H120ZM125 115H124V119H125V120H126L128 117H129V119L131 118V117H130L131 115L125 118ZM160 115H161V114H160ZM9 116H10L11 118H9ZM186 116H184V117L182 116V118H183L182 120L184 121V123L187 121V120L185 119ZM67 117L69 118L70 116H67ZM84 117H85V114H84V116L82 117V120L87 121V122H85V123H89L88 121H90V118L88 117V115H87L88 118H87V117L84 118ZM98 117H99V119H98ZM121 117H123V116L121 115ZM187 117H186V118H187ZM5 118H8V120L6 121ZM68 118L65 117L66 120H67ZM80 118H81V117H80ZM117 118L119 119L120 117L117 116ZM162 118H164V117H162ZM188 118H190V117H188ZM42 119H43V118H41L40 120H42ZM184 119H185V120H184ZM120 120H122V119H120ZM217 120H218V119H217L216 116H215V117H213V119H211V123H214V122H216ZM5 121H6V122H5ZM200 121H201V118L199 119V122H198L199 124L201 123ZM7 122H8V123H7ZM186 123H187V122H186ZM198 123H197V124H198ZM261 123H263V121L257 123L258 125H257V124H256V125H257L258 128H259V126L261 125L260 129H261L262 131H264V128L262 129V127H263L264 124L262 125ZM8 124H9V125H8ZM133 124H134V125L136 124V126L134 127V128H135V131H136V127H137V126H140V127L137 128L136 136H137V135L139 136V135L142 133L141 135L144 137V136L146 135V131H145V130H147V132H148V129L144 128L145 126L143 127L142 125H139V124L137 125V123H135V121H134ZM199 124H198V125H199ZM198 125H197V126H198ZM256 125H255V126H256ZM141 126H142V128L145 129V130H143V129L141 128ZM88 127H90V126H88ZM7 128H8L9 130H7ZM96 128H98V127H96ZM134 128H133V129H134ZM184 128H185V127H184ZM186 128H187V127H186ZM186 128H185V129L182 128V129H183L182 131L185 130L183 133H186L187 135H189V133L186 132L187 129L189 130V128H187V129H186ZM239 128H241V127H239ZM252 128H255V127H252ZM258 128H257L258 132H257V130H255V132L258 133V134H256V135H258V136H261V134L263 135L264 132H259L260 129H258ZM10 129H11V132H10ZM138 129H140V130H138ZM6 130H7V131H6ZM94 130H95V129H92V131H94ZM141 130H142V131H141ZM195 130H198V128H197V129H193L192 132L194 131V133H195ZM139 131H140V132H139ZM9 132H10V133H9ZM138 132H139L140 134H139ZM196 132H197V131H196ZM134 133H135V132H134ZM31 134H33V132H32ZM147 134H148V133H147ZM191 134H192V133L190 132V135H191ZM198 134H199V133H198ZM240 134H242V133L240 132V133H239V136H237L238 134H235V136L238 137V138L234 137V140H235V138H236V140L238 139V142H239V141L241 140V137H242V140H244L245 138H247V136L244 135V133H243L242 135H244L245 137L242 136V135L240 136ZM134 135H135V134H134ZM141 135H140V138H142ZM187 135H186V136H187ZM12 136H13V133H12ZM12 136H11V137H12ZM138 136H137V138H138ZM186 136H184V139H186ZM169 137H171V139H172V138L175 137V136H169ZM169 137H168V138H169ZM188 137H189V136H188ZM239 137H240V139H239ZM243 138H244V139H243ZM143 139H145V137L142 138V143H143ZM171 139L169 138V141H168L169 143H167V145H168V146L170 145V148L173 147L174 151L179 152V149L176 150L177 148L175 147L176 145L174 144V143H176V142H174V141H175L174 138H173L172 140H171ZM263 139H264V137H263ZM7 140H8V141H7ZM145 140H147L146 142L149 144V147H150V144L152 145V143L149 141V140H150V137H149V139L146 138ZM145 140H144V143H145V145H146L147 143L145 142ZM236 140H235V142H237ZM257 140H261V138H260V139H257ZM257 140H256V142L259 143L260 141H257ZM1 141H2L4 144L7 143V144H6L7 147H6ZM6 141H7V142H6ZM103 141H104V139H103ZM148 141H149V142H148ZM186 141H187V140H185V142L182 141L181 144L186 143ZM263 141H264V140H263ZM263 141L261 140V142H260L261 144H259V145H260V147L263 146V148H264V142H263ZM156 142H157L158 145H159L158 148H161V149H162L163 145H162V146L160 145V141H156ZM238 142H237V143H238ZM256 142H255V143H256ZM170 143H171V144H170ZM237 143H235V144H237ZM242 143H243V142H241V141L238 143V144H241V145H240V148L236 149L238 152L241 151ZM258 143H256V144H254L253 146H251V147H253V150H251L250 148H248V150H245V152H246L247 154L244 153V155H245L246 157H244V155H243V158H242V156H241L240 158H241V159H244V158L247 159V156H249L248 158H249L250 160H254V159H256V162H257V163L259 162V163H262V164H263V161H264V158H263V157H264V156H263L264 151H263L259 146H257ZM161 144H162V143H161ZM117 145H119V144H117ZM156 145H157V144H156ZM158 145H157V146H158ZM167 145L165 146L166 148H167ZM179 145H180V144H179ZM184 145H185V144H184ZM261 145H262V146H261ZM119 146H120V145H119ZM147 146H148V145H147ZM147 146H145V147H147ZM157 146L150 147V149H151L152 151L150 150V152H149V150H148L147 153H148V155H149L150 153L153 154V155L150 154L148 157L144 156V159H145V161H148V160H151L149 157H152V156H154V157H152V158H156V159H158V158L160 159L161 157L164 156V157L162 158V160H165V159H166V160H165V161H162V163H164L165 165H164V164L162 165V163H160V165L157 164L156 170H155V168H152L153 170L150 169L151 171H148L149 173H150V172L152 173V171H153V173L150 174V175H151L150 178H149V176H148L149 173L147 174V176L142 175V172H143L144 170L142 169V166L140 167V165L142 164V162H141L140 160H139V161H135V163H137L138 165L135 164V163H131V164H133V165H131V164L128 162V163L130 164V166H127L128 163H127L126 160L121 159V158H119L118 156H117V157H118V158H117L115 154L113 155L114 157H113V156H112V157H108V156H107L108 154L106 155V153H104V154L101 155L102 157H101V156H98V157L95 156L94 158H95L96 162H93V163L96 164V165H94L95 169L98 167L96 171H99V170H100L99 173L102 174V177L105 176L104 178H107V177L109 176V175H107V174H111V176H110L109 178H111L112 175L115 177V178L112 177V178H114V180L116 179V181H115L116 183L113 184V185H114V186H113V187H114V189H113L114 192H115V188H116L118 185H121V184H122L121 186L123 187V192H124V188L127 189V190L125 189V191H127V194H126V193H122V192H121L122 194H120V192H119V194H118L117 196H113L114 201H113L112 204H111V205H113L112 208H111V210H109L110 208H107V211H108V212H106V210H105V213H104V214L102 213L103 215L101 214V215H102V218H103V217H104V218L102 219V218L100 217V220L107 221V220H105V219H108V220H109V218H110L111 216H114V218H115V217H117L118 215H119V216L117 217V219H118V218H119V219L123 218V219L120 220V221H124V220H125L124 222H126V221L128 220V222H126V223H123V222H122V223H123V226H124L125 228H126L127 226L131 227V228H132V231H134V232H130V233H132V234H131V236H130L131 238L128 237V240H129L128 242H129V243L126 242L127 245H126V244H123V243H122V244H123L124 246L126 245V247H127L128 245H129V246H132V248L135 246V247H134V248H135V251H134V252H135L137 255L140 254L139 256H137V258L140 257V258L137 259L138 261L141 260V253L143 252L142 250H144V252L147 253V254L144 253L145 256H149V255L153 256V255H154V258H156V259L159 260V261L157 262V264H158L160 261H161L160 264H164L165 262L170 261V259H171V261H174V259L171 258V257H174L175 255H176V258H175V259H176V260H177V259H178V260L180 259L179 261H181V257H179V256H181L180 254H182V253H184V252H186L185 257H187L186 255H187V253H189V254H188V257H187V258L184 257V258H185L187 261H188V259H189V261H190V260L193 261V260H195V259H193V256L195 257L194 254H195V253L197 254V249H198V251H199V250L201 251L202 249H206V248L208 247V245L210 246V244H212L211 246H214L213 244H214L216 241H218L219 239H221L223 236H225V237L227 236V237H228L229 235H231V237L229 236V237H230V240H231L232 238L234 239V238L236 237V235H235V233L233 232L234 235H235V237H232V236H233V235H232L233 233H232L231 231H234V230L236 229L235 232H237V227H236L234 224H236V223H238V222H240L239 224L241 225V230H244V229L246 230V231H242L243 233L240 232V231H238V232L241 233L242 235H245V236H246V235H247V236L250 235V236L248 237V238H250V239H251V238L254 239V238H256V236L264 235V226H261V227H260V225H263V223H264V222H263L264 219H263V218L261 219V217L264 216V214H263V216H261V215H262L261 213H264V204H262V201H261V203H260L258 206H256L257 208H254L255 210H252V209L250 210L249 207H248L247 205H245L246 203H243L244 206L241 205L243 201H241V200L239 199V198H240V195H245V193H249L250 191H248L249 189L247 190L246 187L244 188V186H243V188H244L245 190H241V189H243V188H240V187H242V185H241L238 181H237V182H238L239 184H238L235 180H232V179L230 180V178H225V177H222V175H220V173H219L220 170H219V169H220V167H223V166L225 167V164H223V163H222V164H219L218 167H217V168L214 167V169H212V167L210 166V168H211V169H210V168H209V163L206 165L205 163L200 162L201 159H196L197 161H196V160H194V161L192 160L191 162H189V161L187 160V162H188V163H187L186 160L183 161L184 159H182V158L179 157V156H181V155H184V156H185V153H187L188 148H187V149L184 148L185 151H183L184 149H183L182 151L180 150L181 152L179 153V155L177 154L175 157L172 155V157H173L172 160H169V161H168V159H170L171 154H172V153L170 154L169 152H170V151L174 152L173 149H172V148H171V149H170V148H168V149L165 148V150H163V149H164V147H163V149L160 150V149L156 148ZM180 146H181V145H180ZM182 146H183V145H182ZM186 146H187V144H186ZM238 146H239V145H238ZM254 146H257V147H256L257 149L259 148L258 151H256V152L254 151V150L256 149V148L254 149ZM69 147H72V146H67L66 148L63 146V148H61V149H63L64 151L66 150V151L64 152L65 155H64V154L62 155V154L59 153V151H57L58 153H56V154H57L56 156H57V157H59L60 155H61V156H65V157H63V158H64L63 160L66 161L65 164H66L67 162H69L68 164L71 165V166H68L69 168L67 167V169H68V170H71L73 167H75V168L72 169V170H74L73 172H75V175H77V172H78V174H79L80 176H83L84 174H83V175L80 174L79 171H80L81 173H82V172L84 173V172L87 171V170H88V171L85 172V173H86V175H87V173L89 174V170L91 171V169H93V168H92L93 166H91L90 169H89V163H88V166H87L86 164H84V163H87V161H85V160H87L86 157H84L85 155L83 156V154H81V155L78 154V151H77V150H76L77 152H75V149H76V148H74V147H72V151H71V148H69ZM149 147H147V148L149 149ZM174 147H175V148H174ZM8 148H9V149H8ZM49 148H50V147H49ZM49 148L46 147V150H47V152L50 153L51 148H50V151H48ZM73 148H74V149H73ZM114 148H115V147H114ZM152 148L154 149V151H153ZM182 148H183V147H182ZM182 148H180V149H182ZM115 149H117V148H115ZM156 149H157V151H156ZM257 149H256V150H257ZM7 150H8L9 152H8ZM54 150H55V149H54ZM259 150H261V153H259ZM6 151H7V152H6ZM52 151H53V150H52ZM61 151H62V150H61ZM115 151H117V150H115ZM160 151H161V152L163 151L164 153H165V151H166V153H165L166 156L164 155L163 152H162V153H163V156H161L162 154H161ZM237 151L234 153L236 159H234V157H233L234 155H232L233 159H232V157H231V159H229L230 162H228V164H227V166H228L231 170L233 169L232 166L236 164L235 161H236V162L239 161V159H238L239 157H238V155H236V154H237ZM262 151H263V152H262ZM69 152H70V153H69ZM73 152H74V153H73ZM156 152H158V154H161V155L159 156ZM159 152H160V153H159ZM167 152H168V153H167ZM177 152H174V153L176 154ZM52 153H55V152L53 151ZM76 153H77V154H76ZM80 153H81V152H80ZM101 153H102V151H101ZM154 153H155V155H154ZM257 153H259V154H257ZM58 154H59V156H58ZM69 154H70V155H69ZM180 154H181V155H180ZM261 154H262L263 157H261ZM66 155H67V156H66ZM258 155H260V156H258ZM73 156H74V157H73ZM82 156H83L84 158H83ZM105 156L107 157V159L109 158V160H110V158H112L111 161L106 162L107 160H106V157H105ZM155 156H157L158 158L155 157ZM169 156H170V157H169ZM3 157H4V158H3ZM68 157H69V158H68ZM145 157H146V158H145ZM165 157H166V158H165ZM176 157H179V158H176ZM96 158H97V159H96ZM124 158H127V157H124ZM147 158H148V159H147ZM174 158H175V159H174ZM65 159H66V160H65ZM68 159H69V160H68ZM73 159H74V161H71V160H73ZM99 159H100V160H99ZM113 159H114V160H113ZM115 159H118V160H115ZM120 159H121V160H120ZM144 159H141V160L146 164V166H148L149 164H147V162H145ZM173 159H174V160H173ZM246 159H245V160H246ZM90 160H91V159H89L88 162H90ZM95 160H94V161H95ZM152 160H153V159H152ZM152 160H151V162H152ZM176 160H177V161H176ZM179 160H181V162H179ZM232 160H234V162H233ZM245 160L243 161L244 164L247 163V161H245ZM250 160H249V161H250ZM54 161H55V159L53 160V162H54ZM70 161H71V162H70ZM113 161H114V162H113ZM117 161H120V162L117 163ZM167 161H168V162H167ZM173 161H174L175 164L172 163ZM201 161H202V160H201ZM206 161H208V160H206ZM240 161H242V160H240ZM83 162H84V163H83ZM91 162H92V161H91ZM104 162H105V163H104ZM140 162H141V163H140ZM149 162H150V161H149ZM151 162H150V163H151ZM165 162H166V163H165ZM169 162H170V163H169ZM184 162H186V163H184ZM232 162H233V164H232ZM245 162H246V163H245ZM251 162H252V161H251ZM73 163H74V164H73ZM113 163H115L116 165H115V164L113 165ZM139 163H140V164H139ZM144 163H143V164H144ZM200 163H202V164H200ZM234 163H235V164H234ZM249 163H250V162H249ZM1 164H0V166H1V167H0V168H1V171L4 170V169H6V168L8 169V171H5L4 174L0 172V174H1L0 178H1V177L3 178V175H4V178H5V177H6V176H5V173L7 172L6 175H8V174H9V175H8V177H6V183H9V185H11L13 182L10 184V181L13 180V178H14V177L10 176V175H11V174H10V173H11V172H10L11 170H10V168H8V167L2 168V167H4L5 165L2 166ZM91 164H92V163H91ZM98 164H99V165H98ZM101 164H103V165L101 166ZM105 164H107V166H106ZM117 164H118V165H117ZM120 164H121L122 167L120 166ZM122 164H124L125 167H123ZM129 164H128V165H129ZM145 164H144V165H145ZM168 164H169V165H168ZM171 164H172V165H171ZM176 164H177V165H176ZM184 164H185V165H184ZM229 164H231V166H230ZM76 165H77V166H76ZM82 165L85 166V167H84V168H85L84 170H83V168H82L83 171L81 170ZM92 165H93V164H92ZM108 165H109V166H108ZM151 165H152V164H151ZM151 165H150V166H151ZM205 165L207 166V168H206ZM220 165H221V166H220ZM222 165H223V166H222ZM110 166H111V167H110ZM113 166H114V168H113ZM116 166H117V167H116ZM132 166H133V168H134L135 166H138V167H136L137 169L134 168V169H136L137 171H136V170H133ZM158 166H160V167L162 166V167L160 168V167H158ZM180 166H181V167H180ZM76 167H77V168L80 167V168H78V170L76 171V169H77ZM86 167H87V168H86ZM99 167H101V168H99ZM102 167H104V168H102ZM163 167H164V168H163ZM165 167H167V168H165ZM174 167H175V168H174ZM70 168H71V169H70ZM116 168H118V171L115 172V170H117ZM129 168H130V171L128 170ZM131 168H132V169H131ZM162 168H163L164 170H163ZM104 169H106V170H104ZM110 169H113V171H111ZM114 169H115V170H114ZM122 169H123V170H122ZM139 169H140V171H138ZM158 169H161L162 171H160V170H158ZM169 169H170V170H169ZM182 169H183V170H182ZM207 169L210 170V171H207ZM216 169H217L219 172H218ZM223 169H224V168H223ZM109 170H110V171H109ZM124 170H126V171H124ZM127 170H128V171H127ZM131 170H133L134 172H131ZM157 170H158V171H157ZM184 170H185V171H184ZM186 170H187V171H186ZM221 170H222V168H221ZM104 171H105V172H104ZM123 171H124V172H123ZM135 171H136V172H135ZM155 171H156V172H155ZM170 171H171V172H170ZM206 171H207V172H206ZM67 172H68V171H67ZM108 172H109V173H108ZM125 172H126L128 175H127ZM154 172H155V173H154ZM209 172H210L211 174H209ZM69 173H72V171L69 172ZM112 173H113V174H112ZM114 173H115V174H114ZM124 173H125V174H124ZM132 173H135V174L132 175ZM138 173H139V175H138ZM140 173H141V174H140ZM215 173H216V174H215ZM217 173H218V174H217ZM2 174H3V175H2ZM73 174H74V173H73ZM123 174L125 175V177H124ZM136 174H137L139 177H138ZM143 174H146V173L143 172ZM155 174H156V175H155ZM167 174H168V175H167ZM186 174H187V175H186ZM79 175H78V176H79ZM106 175H107V177H106ZM129 175H130V176H129ZM140 175H141V177H140ZM162 175H163V176H162ZM182 175H183V176H182ZM193 175H194V176H193ZM118 176H119V177H118ZM136 176H137V179H136ZM164 176H165V177H164ZM24 177H26V176H24ZM133 177H134V179H133ZM143 177H144V178H143ZM145 177H146L147 180L145 179ZM151 177H152V178H151ZM153 177H154V178H153ZM160 177H162V178H160ZM10 178H11V180H10ZM120 178H121V179H120ZM123 178H124V179L126 178V179L124 180ZM141 178H142V180H143V179H144V180H143V181L140 180ZM155 178H156V179H155ZM213 178H214V179H213ZM221 178H222V179H221ZM223 178H224V179H223ZM119 179H120V180H119ZM130 179H131L132 181H131ZM135 179H136V180H135ZM208 179H209V180H208ZM225 179H226L227 181H226ZM2 180H5V179H2ZM8 180H9V181H8ZM117 180H119L118 183H117ZM127 180H128V182H127ZM129 180H130L131 182H130ZM139 180H140V181H139ZM145 180H146L147 182H144ZM149 180H150V182H149ZM164 180H165V181H164ZM167 180H168V181H167ZM182 180H183V181H182ZM188 180H189V181H188ZM192 180H193V181H192ZM199 180H200V181H199ZM205 180H206V181H205ZM207 180H208V181H207ZM213 180H214V181H213ZM228 180H229V182H228ZM7 181H8V182H7ZM94 181L96 182V185L98 184L97 186L99 187V188L97 189V191H96V194H95V197L97 198V203H98V202H99V203H102L103 200H104V201H103V204H104V203H107V202L109 201V199H110V197L107 196V195H111V194H109L110 191L107 190V188L104 186V182H103V181H101L102 183H101L99 180H97V179L94 180ZM97 181H98V182H97ZM122 181H123V182H122ZM138 181H139V182H138ZM166 181H167V182H166ZM186 181H188L187 184H186ZM196 181H197V182H196ZM201 181H203L202 184H204L205 186H206V184H207L208 187H207V188H204V187L201 185ZM232 181H233V183H234V181L236 182V183H235L236 186H235V185L232 186V185H233V184H232ZM99 182H100L105 188H104L103 186L100 187L101 185L99 184ZM125 182H126V184H125ZM132 182H133V183H132ZM162 182H163V183H162ZM169 182H170V183H169ZM178 182H179V183H178ZM190 182L193 183L192 186H191V183H190ZM205 182H207V183L205 184ZM212 182H213V184H212ZM223 182H224V183H223ZM119 183H121V184H119ZM128 183H129V184H128ZM134 183H135V184H134ZM136 183H137V184H136ZM141 183H142V184H141ZM143 183H145L144 186H143ZM157 183H158V185H156ZM196 183H197V184H196ZM208 183H209L210 185H208ZM124 184H125V185H124ZM166 184H167V185H166ZM171 184H172V185H171ZM176 184H177L178 187L176 186ZM181 184H182L183 186H185V185H186V186L183 187V186H181ZM211 184H212V185H211ZM217 184H218V185H217ZM226 184H227V185H226ZM230 184H231V185H230ZM115 185H116V186H115ZM123 185H124V186H123ZM129 185H130V186H129ZM139 185H140V186H139ZM141 185L143 186V188H142ZM163 185H164V186H163ZM179 185H180V187H179ZM193 185H194V186H193ZM215 185H216V187H215ZM222 185H223V186H222ZM225 185H226V186H225ZM228 185H229L230 187H229ZM239 185H240V186H239ZM12 186H13V184H12ZM125 186H126V187H125ZM133 186H134V187L137 186V187L134 188ZM138 186H139V187H138ZM168 186H169V189H168ZM170 186H171V189H170ZM175 186H176V187H175ZM188 186H189V187H188ZM195 186H196V188H195ZM197 186H199V187H197ZM200 186H202V187H200ZM238 186H239V187H238ZM128 187H129V189H128ZM130 187H133V189H132L131 191H130V189H131ZM166 187H167V189H165ZM190 187L193 188V189H190ZM227 187H228V188H227ZM236 187H238L239 190H241L242 192L237 191L238 188H236ZM102 188H103V189H102ZM138 188H140V189H139L140 191H137ZM176 188H177V189H176ZM179 188H180V190H181V188H182V190H185L186 188H187V189L189 188L190 190L194 191V193L191 191V193H192L193 195L190 193V195H188V196H186V195L183 196V195L185 194V191H184V193L181 194V192H178V191H180V190H178ZM183 188H184V189H183ZM194 188H195V190H194ZM201 188H202V189H201ZM203 188L205 189V191L207 190V194H205L206 192L203 193V192H204ZM216 188H217V189H216ZM220 188H221V189H220ZM235 188H236V189H235ZM263 188H264V187H263ZM263 188L260 190L261 192H262ZM173 189H174V191H173ZM196 189H197V190H196ZM199 189H200V190H199ZM219 189H220L221 191H220ZM230 189H231V190H230ZM100 190H101V191H100ZM105 190H106L107 193L105 192ZM133 190H134L135 192H134ZM141 190H142V191L144 190V191L142 192ZM169 190H170V191H169ZM171 190H172V191H171ZM182 190H181V191H182ZM208 190L211 192L210 194L208 193V192H209ZM108 191H109V193H108ZM128 191H129L130 194H128ZM175 191H176V192H175ZM195 191H196L197 193H198V192H199V193L197 194ZM201 191H203V192H201ZM214 191H215V192H214ZM234 191H236V192H234ZM260 191H258L259 194H261V195L263 194V197H264V193H263V192L261 193ZM101 192H102V193L105 192L104 195H103ZM114 192H113V193H114ZM131 192H132V193H131ZM140 192H141L142 194H141ZM168 192H170V193H168ZM177 192H178V195H177ZM230 192H231V194H230ZM238 192H240V193H242V194H240V193H238ZM244 192H245V193H244ZM134 193H137L138 195H140L139 197H141V198L137 197L138 195H136V194H134ZM171 193H173L174 195L171 194ZM175 193H176V194H175ZM201 193H203V195H202ZM214 193L217 194V195H215ZM219 193H220V194H219ZM227 193H229L228 196L226 195ZM106 194H107V195H106ZM123 194H124V195H123ZM170 194L173 195V196H170ZM208 194H209L210 196H209ZM213 194H214V195H213ZM223 194L226 195V198H228V199H227L228 201L225 200L226 198L222 197V196H224ZM251 194H252V193H251ZM256 194H257V193H256ZM256 194H255V195H256ZM259 194H257V196H258ZM99 195H101L102 198H101ZM105 195H106V196H105ZM122 195H123V196H122ZM134 195H135V196H134ZM141 195H142V196H141ZM180 195H182V196L185 197V198H183V197L180 196ZM194 195H195V197H194ZM204 195H205V196H204ZM255 195L252 194L251 197L253 198V196H255ZM261 195H259V196L262 197ZM98 196H99L100 198H99ZM176 196H177V198H179V197H180V199L182 198L181 200H182L183 202H182L180 199H179V200L177 199V200H178V201H177V200L175 199ZM189 196H190V197H189ZM192 196H193V197H192ZM203 196H204V197H203ZM257 196H255V198H253V199L260 198L259 196H258V197H257ZM95 197H94V199H92V203H93V201L96 200ZM163 197H164V198H163ZM167 197H168V198H167ZM171 197H175V198H171ZM186 197H187V198H186ZM205 197L208 198V199H206ZM210 197H211V198H210ZM105 198H107V199H105ZM162 198H163V199H162ZM191 198H192V199H191ZM223 198H224V199H223ZM134 199H135V200H134ZM139 199H140V200H139ZM141 199H142V200H141ZM160 199H162V200H161L162 202L166 201V202H168L169 204L166 203V202H165V203H166L167 205L164 204V203H162V202L160 201ZM172 199H175L176 202H177V204H176V202L173 203L174 200H172ZM190 199H191V200H190ZM194 199H195V200H194ZM198 199H199V200H198ZM232 199H233V200L235 199V200L233 201V203H232ZM100 200H101V201H100ZM107 200H108V201H107ZM156 200L159 201V202L157 203ZM167 200H168V201H167ZM170 200H171V201H170ZM184 200H185V201H184ZM186 200H187V201H186ZM236 200H238V201H236ZM239 200H240L241 204H240ZM179 201H180V203H179ZM204 201H205V202H204ZM235 201H236V204H234ZM138 202H139V204H138ZM184 202H185V203H184ZM195 202H196V203H195ZM229 202H230L231 204H230ZM95 203H96V202H95ZM95 203H94V204H95ZM131 203H133V204H131ZM155 203H156V204H155ZM161 203L163 204V206H162ZM192 203H193V204H192ZM219 203H220V204H219ZM142 204H143V205H142ZM184 204H185V205H184ZM204 204H205V205H204ZM215 204H216V205H215ZM228 204H229V205H228ZM238 204H240V205H238ZM140 205H141L142 208H144V212H141V211H143V209H141L140 211L138 210V209L141 208ZM152 205H153V206H152ZM156 205H157V206H156ZM160 205L163 207L162 209H161V206H160ZM67 206L69 207L70 205L68 204V205L65 206L66 209H69L70 207L67 208ZM128 206H129V207H128ZM134 206H135V207L138 206V207H137V210L135 209ZM166 206H167V207H166ZM171 206H172V207H171ZM181 206H182V207H181ZM183 206H184V207H183ZM246 206H247L248 208H245ZM113 207H114V209H113ZM150 207H152V208H150ZM154 207H155V209H154ZM159 207H160V208H159ZM165 207H166V208H165ZM173 207L176 208V209H174ZM147 208H148V209H147ZM149 208H150V209H149ZM157 208H158V210H157ZM169 208H171V209H169ZM172 208H173L174 210H173ZM132 209H135L136 211H135V210L133 211ZM151 209H152V210H151ZM163 209H164V210H163ZM117 210H120V211H118V213H117ZM123 210H125V212H123ZM130 210H132L131 212H133V214H132L131 212H130V214H128ZM165 210H166V211H165ZM167 210H168L169 212H168ZM247 210H248V211H247ZM258 210H259V212H260V211H262V212L258 213ZM115 211H116V212H115ZM127 211H128V212H127ZM146 211H147V213H146ZM149 211H151V213H150ZM157 211H158V212H157ZM161 211H164L165 213H164V212H161ZM170 211H171V212H170ZM250 211H252V212H250ZM253 211H256V212L254 213ZM113 212H114V213H113ZM119 212H120V213H119ZM126 212H127V213H126ZM167 212H168V215H167ZM184 212H185V213H184ZM201 212H202V213H201ZM109 213H110V214H109ZM112 213H113V214H112ZM154 213H155V215H154ZM157 213H158V214H159V213L164 214L163 217H164V216H165V217H164V220H163V221H165L166 219L169 220V221H170V219H171V221L174 220V221H173V224L175 225L176 228L174 227V228H172V230L170 229L173 233H171V231L168 229V227H167V229H168V230H167L166 227L164 226V228H165V229L163 228V229H164V230H163L164 232L162 231L163 234H164V236L162 235V232H161V234L159 233L160 236H157V235H158L157 232L160 231L159 227L157 226V218H156V217H160V214H159V216H158ZM214 213H215V214H214ZM252 213H253V214H252ZM105 214H106L107 217L105 216ZM108 214H109L110 216H109ZM122 214H128V215H127V217H126V215H125V217H124V215H122ZM142 214H143V215H142ZM146 214H147V216H146ZM162 214H161V215H162ZM165 214H166V215H165ZM192 214H193V215H192ZM198 214H199V215H198ZM225 214H226V215H225ZM257 214L259 215V217H258ZM260 214H261V215H260ZM140 215H141V217H140ZM149 215H150V216H149ZM153 215H154V216H153ZM206 215H207L208 217H209V216H210V217L208 218ZM213 215H215V216H213ZM255 215H257V216H255ZM108 216H109V217H108ZM122 216H123V217H122ZM142 216H143V217H142ZM166 216H170L171 218H170V217H166ZM184 216H185V217H184ZM221 216H222V217H221ZM238 216H239V217L241 216L240 219H239ZM250 216H251V217H250ZM260 216H261V217H260ZM150 217H151L152 219H151ZM161 217H162V216H161ZM191 217H192V218H191ZM214 217H215V218H214ZM244 217H245V218H244ZM257 217H258V218H257ZM126 218H127V219H126ZM144 218H145V220H144ZM168 218H170V219H168ZM199 218H201V219H199ZM203 218H204V219H203ZM248 218H249V219H248ZM251 218H252V219H251ZM259 218H260V219H259ZM148 219H149V220H148ZM161 219H162V218H161ZM196 219H197V221H196ZM257 219H258V220H257ZM146 220H147V221H146ZM155 220H156V221H155ZM182 220H183V221H182ZM190 220H191V221H190ZM200 220H202V221H200ZM215 220H217V221H215ZM221 220H222V221H221ZM237 220H239V221H237ZM245 220H246V221H245ZM248 220H249V221H248ZM259 220H260V221H259ZM262 220H263V221H262ZM143 221H144V222H143ZM178 221H181V222H178ZM209 221H210V222H209ZM251 221L254 223V226H253V223H252ZM254 221H257V222H254ZM135 222H136V224H135ZM150 222H151V223H150ZM165 222H166V221H165ZM191 222H192V223H191ZM194 222H196V223H194ZM198 222H200V223L202 222V224H203V222H204V224H203L204 226L201 224L204 228H206V226L208 225L207 228L204 230V231L207 230V231H206V234H205V232H204L203 235H202L201 233L197 234L196 236L194 235L195 230H193V229H195V224H198ZM218 222H219V223H218ZM220 222H222L223 224L220 223ZM242 222H244V223H242ZM249 222H250L251 224H249ZM261 222H263V223H261ZM154 223H155V224H154ZM180 223H182V224L180 225ZM190 223H191V224H190ZM206 223H207V225H206ZM231 223H232V225H234L233 227L231 226ZM241 223H242V224H241ZM256 223H258V224H256ZM259 223H261V224L259 225ZM126 224H127V225H126ZM141 224H142V225H141ZM239 224H238V225H239ZM243 224H244L245 226H243ZM246 224H247V226H246ZM182 225H183V226H182ZM192 225H194V226L192 227ZM205 225H206V226H205ZM225 225H226V226H225ZM236 225H237V224H236ZM238 225H237V226H238ZM249 225H252V226L249 227ZM255 225H256V226L259 225L260 228L258 229V227H256ZM119 226H120V228H121L122 224H120ZM123 226H122V227H123ZM216 226H218V227H216ZM242 226H243L244 228H242ZM124 227H123V229H124ZM149 227H150V228H149ZM153 227H154V228H153ZM155 227H156V228H155ZM209 227H210V229H209ZM213 227H214V228H213ZM238 227H239V226H238ZM252 227H253V228L256 227L257 230H255V231H254V229L252 230ZM262 227H263V230H262ZM134 228H135V229H134ZM157 228H158V229H157ZM231 228H232V229H231ZM233 228H235V229H233ZM256 228H255V229H256ZM133 229H134V230H133ZM150 229H151V231H150ZM187 229H188V230H187ZM213 229H214L216 232H219L221 229H226L227 232H226V230H221V232L216 233ZM218 229H219V230H218ZM250 229L252 230V232L254 231L256 234L254 233V235H253ZM139 230H140V231H139ZM209 230H210V231H209ZM230 230H231V231H230ZM239 230H240V228H239ZM247 230H249V232H251V234L248 235L249 232H247ZM258 230H259V232L262 231V233L260 232L261 235H257V234H260V233L258 232ZM136 231H137V232H136ZM212 231L214 232L213 234H212ZM223 231H224V232H223ZM143 232H144V233H143ZM155 232H156V235H155ZM187 232H188V234H190L189 237H187V236H188ZM190 232H191V233H190ZM209 232H210V233H209ZM230 232H231L232 234H231ZM238 232H237V233H238ZM245 232H247V233L244 234ZM136 233H137V234H136ZM184 233H185V234H184ZM208 233H209L210 235H209ZM215 233H216L217 235H216ZM220 233H221L222 235H221ZM226 233H230V234H226ZM237 233H236V234H237ZM173 234H174V235L177 234L178 238H180L181 236H183V237H185V238H186V237L188 238L187 241H186V239L184 240V238L181 237L182 240H184V241L181 242V243H183V244H182L183 249L181 248V250H182V251L186 250V251L182 252V251H180V250H175V253H173L174 255L170 256V257H169L170 259H166V258H168V257H167L168 252H169V251H172L173 249L170 250V249H171V248H170V249L168 250V252H166L165 249H164V248H165L164 246L166 245V242H167V241L169 242V239H168V238H171V236H173ZM186 234H187V236H184V235H186ZM192 234H193L195 237H198L197 240H196V238H195ZM211 234H212V235H211ZM214 234L216 235V237L213 239V241H211V238L214 237ZM224 234H225V235H224ZM117 235H118V236H119V235L122 236V234H117ZM117 235H115L116 237L114 236L115 238L112 236V237H113V240H112L113 242H115L117 238H118V240H119V238L121 237V236L118 237ZM129 235H130V234H129ZM141 235H142V236H141ZM149 235H151V237H150ZM153 235L155 236L156 239H157V237H158L157 240H158V241L160 240L161 242L155 241L156 239H155L154 237H152ZM200 235H201V236H200ZM206 235H207V237H206ZM219 235L221 236V238H218V237H220ZM251 235H252V236H255V237H252ZM123 236H125V235L123 234ZM126 236H128V234H126ZM162 236L164 237V239H167V240H164ZM208 236L210 237V239L208 238ZM211 236H212V237H211ZM112 237H111V239H112ZM190 237H192V238H190ZM199 237H200V238H199ZM202 237H203V238H202ZM227 237H226V240L229 239V238H227ZM122 238H124V237H121L120 239H122ZM140 238H141V239H140ZM152 238L154 239V241L152 240ZM159 238H161V239H159ZM194 238H195V239H194ZM114 239H115V241H114ZM126 239H127V238H126ZM162 239L164 240V242L166 241L164 246H163L164 243H163V240H162ZM189 239H190V240H189ZM192 239H193V240H192ZM201 239L205 240V241H202V242H204V245H203L202 243H200V242H201V241H200ZM206 239H207V240H206ZM216 239H218V240H216ZM236 239H237V238H236ZM118 240H117L118 244H120V243L123 241V239H122L121 242L118 241ZM139 240H140V241H139ZM150 240H152V241H150ZM230 240H227V241L231 242L233 245H236V246H233V245L231 246V244H230L229 242L226 241V242L229 243L230 246H231V247H229L230 249H228V250H230V252H232V251L235 252L234 256H235V257L237 256L236 258H237L238 261H240V263H241V262H242V263L244 262L243 264H246V263H248V264H250V263H251V264H252V263L255 264V263L257 262V261H256L257 259L260 260V259L262 258V257H260V255L262 256L263 253L260 254V253H258L256 250H254V251H255L254 255L259 254V255H258V258L256 259V258H252V257H251V255L253 254V252H251V251H252L254 248H253V249H250L251 247L249 246V244H247V242L242 243V245H238L239 242L236 243V240H234L235 242H232V241H230ZM238 240H239V239H237V241H238ZM241 240L243 241V239H240V243L242 242ZM112 241H111V242H112ZM126 241H127V240H126ZM195 241H196V244H194ZM198 241H199V243L202 245V246L200 245V248H199V244H197ZM113 242H112V243H113ZM117 242H115V243H117ZM153 242H154V243H153ZM157 242H158V243H157ZM168 242H167V243H168ZM185 242H186L187 246H188V243H189V242H190V244H191V245L189 244L190 246H192V243H193V245L195 246L194 249H196V250H194V249H193L194 246H192V247H191L192 251H191V252H190V251L187 252V250L190 249V246H189V249H187L188 247L186 246V244H184ZM187 242H188V243H187ZM206 242H208L209 244H207ZM211 242H212V243H211ZM124 243H125V241H124ZM137 243H138V245H137ZM151 243H152V245H150ZM160 243H162V244H160ZM205 243H206V244H205ZM216 243H217V246H219V247H221V248L224 247V245H222V243H219V242H216ZM216 243H215V244H216ZM235 243H236V244H235ZM122 244H120V245H122ZM154 244H155V246H158V247H159V245H161V248L164 247V248H163V252H164V253L166 252V253H165L166 256H163L164 254L160 255V254L162 253V252H160V251H157V252H155L156 254H154V251L158 250V247H157V248H154V246H153ZM157 244H159V245H157ZM218 244H219V245H218ZM229 244H228V245H229ZM244 244H247V246H248V248H249L248 250H246V249H247V246H246V245H245V246H246L245 249L243 250V248H244L243 245H244ZM114 245H115V244H113V247H114V248L116 247V250H117V248H118V251H119L120 249H122V247H121L120 245H118V246H120L121 248L118 247L117 245H116V246H114ZM184 245H185L186 247H185ZM196 245H198V248H196ZM206 245H207V246H206ZM221 245H222V246H221ZM146 246H147L148 248H147ZM149 246H150V247H149ZM162 246H163V247H162ZM237 246H238V247H237ZM240 246L242 247L241 250H243L244 253H245V251H247L246 254H248V256H247L248 259H245L246 256H245L244 253L241 254V250H240L241 247H240ZM140 247H141V248H140ZM143 247H144L145 249H144ZM202 247H203V248H202ZM233 247H235V248H233ZM239 247H240V248H239ZM119 248H120V249H119ZM127 248L129 249V248H131V247H127ZM127 248H126V249H127ZM138 248H139L140 250H139ZM184 248H185V249H184ZM210 248H211V250H212L211 253H213V252H214V251H213V250H214L213 247H210ZM210 248H207V249L210 251ZM231 248H232L233 250H232ZM237 248H238L239 250H238ZM155 249H156V250H155ZM207 249H206V251H205V250H202V251H201V253H202L201 256H202L203 254H205L206 252H208ZM234 249H237L239 252H238L237 250L234 251ZM123 250H124V247H123ZM123 250H120V251H123ZM153 250H154V251H153ZM160 250H161V249H160ZM219 250H220V251H219ZM219 250H218V252H219L221 255H220V254H217L218 256H219V255H220V256H219V257H218L217 255H216L217 257L215 256V259L217 258L216 261H219V260H220V262H223V261H224L226 264H228V260H229V264H232V261H234V260L236 259L235 257H231V256H232V253H230L231 256L228 255L227 253H225V254H226V255H225V254L223 253V252H225L224 250H223V252H222V249L219 248ZM249 250H250V251H249ZM149 251H150V252H149ZM151 251H153V252H152L153 255H152ZM193 251H194L195 253H194ZM203 251H205V252H203ZM139 252H140V253H139ZM158 252H159V253H158ZM177 252H178L179 254H178ZM192 252H193L194 254H193ZM218 252H217V253H218ZM221 252H222V253H221ZM226 252H227V251H226ZM236 252H238V254H236ZM250 252H251V255H249ZM149 253H150V254H149ZM239 253H240V254H239ZM213 254H214V253H213ZM155 255H156V256H155ZM159 255H160V256H159ZM223 255L226 256V258H225L226 260L223 259V257H224ZM227 255L230 256L231 259H228V258H227V257H228ZM239 255H240V256H239ZM241 255H242V256H241ZM254 255H252V256H254ZM92 256H93V255H92ZM161 256H163V257H161ZM221 256H223V257H222V260H223V261L221 260ZM238 256L241 257L240 260H239ZM249 256H250V258H249ZM256 256H257V255H256ZM256 256H254V257H256ZM90 257H91V256H90ZM94 257H95V256L91 257V259H92V258L94 259ZM165 257H166V258H165ZM177 257H179V258H177ZM247 257H246V258H247ZM142 258H143V257H142ZM161 258H162V259H161ZM163 258H165V259H163ZM232 258H233V260H232ZM234 258H235V259H234ZM242 258H244L245 261H246V260H247V261H246V262H245V261H241V260H244V259H242ZM251 258H252V260H250ZM172 259H173V260H172ZM192 259H193V260H192ZM162 260H164V262H163ZM231 260H232V261H231ZM237 260H235V261L233 262V264H234V263H235V264H238L239 262H237ZM249 260H250V261H254V260H255V261H254V262H250ZM226 261H227V262H226ZM230 261H231V263H230ZM174 262H175V264L178 263V261H174ZM224 262H223V263H224ZM263 262H264V260H263ZM172 263H173V262H172ZM192 263H193V262H192ZM218 263H219V262H218ZM223 263H222V264H223ZM126 264H127V263H126ZM262 264H263V263H262Z\"/></svg>","mask_w":264,"mask_h":264}]
</instances>
